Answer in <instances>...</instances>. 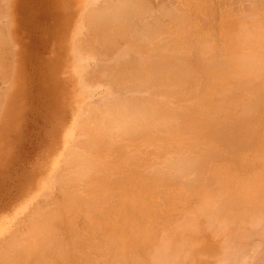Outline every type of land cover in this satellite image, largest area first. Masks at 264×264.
<instances>
[{
    "label": "rangeland",
    "instance_id": "obj_1",
    "mask_svg": "<svg viewBox=\"0 0 264 264\" xmlns=\"http://www.w3.org/2000/svg\"><path fill=\"white\" fill-rule=\"evenodd\" d=\"M105 1H108L110 3L105 2ZM105 1L104 0H91V1L90 0H0V44H1L0 45V240L2 239V237L4 238L3 241L1 240V244L0 245L2 246L4 241L7 240L8 238H10L12 233L16 232V231H14V229H17L19 223H20V225L22 224L24 226V224H26V223L27 224L29 223L28 225H30V223H32L31 221L34 222V220L37 218L36 216H38V213L42 210L41 206H43L44 208L46 207L45 209L44 208L43 209L44 210L47 209L48 211L46 210V212H45V211L42 210L43 212L39 213V214H41L42 217L40 215L39 216H40V218H45L46 217V220H47V217H48L47 215L50 214V212L52 210H53V212H51V213L54 214L55 208L57 206H61L62 203L63 204L65 203V205H66L67 204L66 203L67 200L71 204L76 203L75 200L78 199L77 198V197H79L78 194H79V192H81V194H79V195L84 196L83 197L84 199L81 198V196H80L79 200L81 199V201H82V199H83V201L85 203L86 202H88V203L90 202V203L89 204L87 203L86 206H85V203L80 201V204L81 203L83 204V205L81 204L82 206L79 203H76L77 205L76 204L72 205V206H76V209H77V206H78V208L79 207L82 208V209L79 208L80 209L79 210L80 214L77 211L78 209L76 211H74L75 209L72 210V206H71L70 203H69V205H66L68 207L69 206L71 207V208L70 207L69 208L66 207L67 209L72 210L70 212L66 208L63 209V208L57 207L56 209L58 211L62 210L63 214L61 213V215H64L65 213L67 214L68 212H69L68 214L70 215L69 217H67V216H60L58 214L61 217V219H62V220L59 219L60 217L58 218V220L60 221L59 222V228L62 226L60 228V231L62 232L63 231V225L65 223L66 224H70L71 227H69L67 230L70 232V228L74 229L73 230L74 232H73L72 236H74V234L77 233L75 235V237H76L75 239H78V236H79V238L81 237V239L78 240V241H80L82 244L86 243L88 241V244H89L88 246L91 248L92 252L86 246L87 243L81 245L77 240L74 239V237H73L74 242H71L73 240H71V238H70V240H71L70 241L67 238V237L71 236V235H69L68 231L63 232V233H65L64 234L65 236H61L60 235L62 237V238H60L61 239L60 241H61L62 245H65V243L63 244L62 239H64V238L66 239V240L65 239L64 240L66 242V246L67 247L64 246L65 248H63V252H65V253L64 254L62 253V254H63V256H65V257H63L64 260L68 259V262L66 261L67 264H93L92 262H94L95 264H96V262H98L97 264H104V262H105V264H134V263L135 264H142V261H143V264H145V263H147V264H157V263L158 264H225V263L226 264H264V229H261V227H260L261 224L264 222V218H262V216H261L263 214V211H264L263 210L264 207H262V205L264 204V201H262L263 203H261V200L258 199V198H262L263 195H264V189H262L264 187V179L262 178V177H264V173H263L264 172V170H263L264 169L263 168L264 167V163H263L264 162V156H263V154H264V142H262V141H264V127H263L264 126V106L261 105L262 103L264 105V94H263L264 90H263V92H261V89H264V66H263L264 65V55H263V53H264V0H132V2L133 1L136 2L137 5L139 3L142 4L143 8H142L141 5H139L140 8H139V6L138 7L135 6V5L133 6L131 0H129V3H131V5H129V3L125 0L128 3V5H127L124 2L125 5L130 6V8H131V6L135 7L136 11L138 10V12H139V13L136 14L137 15L136 17H135V14L133 15L136 19L133 18V16L131 18L129 16H131L132 14L128 15L129 11L131 9L127 8L128 13L126 11L125 14L124 13L121 14L124 18L121 17V15H119L120 17H118V19H116V20H118L117 21L118 23H119V20H120V22H122L120 25L118 24L119 26H121V25L123 26L124 24L127 25L126 22L131 24L130 26L127 25L129 27L124 25L125 28L127 27L126 29L124 28L125 33L122 32L123 29H122V26H121L122 34H127L126 32H128V31H129L128 32L129 35L131 33L133 34V35H131L132 38L130 36L129 37L127 36L129 38V41L127 39H125V42H124V40L122 41L120 39H122L123 37H125V38H127V37L125 35L122 37V35L120 34V30H119L120 28H118V29L116 28L115 29L116 26H113L115 24L117 25V23H115V24L113 23V25H110V24H112V22H110V20L108 21L106 19L107 21H105V19L102 18L105 22H102V19H101V24H100L102 26V27L100 26L101 29L108 28L109 30H111V32H114V30L112 31V29H115L116 31H118L117 35L115 37H114V35H109L111 33L108 34V32H109V31H107L108 29L107 30H103V32H102L101 29H98L97 32L100 33V34L103 33L102 35H98L97 32L90 33L93 30L92 29L89 30L88 27H86L85 23H83L86 20L85 19L86 10L90 6H91V8H97V6L99 7L100 4H101V6H104L106 4L109 6V4H110V6H113L114 8L113 7L111 8L110 6H109V8L114 10V9H116L115 7H117V5H120V4H116V2H114L115 0H112V2L109 1V0H105ZM113 2L116 4V6H114ZM118 2H119V0H118ZM120 3H122V2H120ZM136 3H133V4H136ZM97 4H99V5H97ZM111 4H113V5H111ZM107 5H106V7H107ZM141 8L144 11H142ZM135 9L133 8V10H131V11L134 12ZM148 9H150V10H148ZM131 11H130V13H131ZM100 12H102V11H100ZM103 12H102V14L100 13L102 15L101 17H103L104 14L107 15L106 13L103 14ZM171 12H173V13H171ZM134 13H136V12H134ZM140 13L141 14L145 13L146 17H145V15L140 16L139 15ZM167 14H170L171 16L168 15L169 16L168 17V16H166ZM105 15H104V17H105ZM138 15H139L140 19H139ZM147 16H149V17L151 16V17L147 18ZM128 17H129V20H132L131 23L128 20ZM142 17H144V18H142ZM125 18L127 19L126 22H125ZM159 18H161V19H159ZM172 18H175L174 22H173ZM113 21H115V20H113ZM123 21H124V24H123ZM86 22H87V20H86ZM106 22L107 23L110 22V24L107 25ZM164 22L166 24H164ZM140 24H141V26H138ZM147 24H149L148 25L149 28L151 26H152V28L155 27V29L152 31L151 30L152 28L149 29L146 26L147 29H148V32L149 33L154 32V33H152V35H154L153 37H156V38H153V37H151L152 35L151 36L149 35L148 38H149L150 42L147 41V40L145 41V43H144V41L143 42L142 41L139 42V40H138L139 38H136L134 36H136L135 35L136 33H140L139 37L141 36V33L143 35L144 34L143 32L146 30V28H144V25H147ZM87 25H88V23H87ZM142 25H143V29H142ZM159 25H160V27H159ZM179 25L181 27H179ZM136 26H137V28H136ZM95 27L93 29L96 31V29H97V27H99V25H97ZM132 27H134L136 29V33L135 34H134L135 31H133L134 28L130 29ZM139 27H141V28H139ZM150 30H151V32H150ZM155 30H157V32H156L157 36L155 34ZM86 31H87V33H86ZM104 31H107V35H106V33H104ZM141 31H143V32H141ZM145 32H146L145 33L146 36L144 35L145 37L144 36L143 37L146 39L148 33H147V31H145ZM89 33L91 35L92 34H95V35H93L91 37V39H90V36H89L90 34ZM104 34L107 37L105 36V40H103L104 38L101 37V40H103V42L101 41L102 43L101 42L98 43V40L100 39L99 37L103 36ZM115 34H116V32H115ZM87 35L89 36V38L87 37ZM96 35H98V38H99L97 40V45H95L96 44V40H95V43L91 44V45H95L97 47L100 46L99 47L100 49H101V47L103 48V46L105 48L108 47V48L111 49L118 42L116 44V46L114 47V50L113 49H111V50L108 49L106 52H104V50H106L107 48L106 49L103 48L104 50H102V49L101 50L104 53H102V51L99 48H98L99 49L98 50V49H96L97 47L95 48V46L92 47L91 45H89L90 47L88 46L90 48V49H88V47H86L87 45H85L86 37H87L86 40H88V42H89V39L93 40ZM108 35L110 37H108ZM78 37H80V38H78ZM82 37H84V38H82ZM111 37L114 38V39H111ZM118 37H121V38L118 39ZM73 38H75V39H73ZM77 38L80 40V42H81V38H82V41L84 39L85 43L83 42V44H82L83 46L86 47L84 49V52L88 51L87 52L88 54H85L82 51V49L79 47L80 43L77 42L78 43V50L80 51V49H81L82 56L88 55V57H90V58L86 57V59H84V57H83L84 60L82 61V59H81L82 56L79 57L80 59L76 58V56H75L76 59H79V62L77 61L78 63L76 62V59L73 58L74 57L73 56L74 52H73V48L71 49V47L77 46V44L76 45L73 44V42L76 43V41H78ZM130 38L132 39V41L130 40ZM133 38H135V40H138V41L135 42V40H133ZM141 38L142 37H140V39ZM95 39H97V38H95ZM106 39L108 41L107 44H106ZM166 39H168L169 41L172 40L170 42H168V40L165 42V43H168L170 45H167V46L164 45L165 43L162 42V41L166 40ZM175 39H177L176 40L177 43L180 42L179 43L180 45L179 44H178V46L174 45L176 43L174 41ZM114 40H117V42H115L112 45ZM154 40L158 41L157 45H158L159 42H162L161 44L164 47H162V45L161 46L155 45L154 43H156V41H154ZM111 41H113V42L111 43ZM88 42H87V44H89ZM91 42H94V40L91 41ZM138 42H139V44H138ZM146 42H147V45H146ZM126 43H128L129 45L128 44L126 45ZM150 43L152 44V46H151ZM72 44H73V46H72ZM108 44H110V45L107 46ZM131 45L134 48L131 47L132 48L131 49L130 48ZM127 46L129 47L130 50L127 49L128 48ZM147 46H149L151 48L148 47V49L144 50V48L147 47ZM156 47H157V49L159 48V51H151V49L155 50ZM166 47H167V50H164V48L166 49ZM173 47H175V48H173ZM138 48L141 49V50H139ZM122 49H124V50L122 51ZM125 49H127L128 51H131L133 57H134V55H136V54H133V53H136L138 50L140 51V52L138 51L140 54L138 53L134 57V58H136L138 55L140 56V57H137L135 59V61L138 62L137 63L138 66L136 65V69L135 70L133 69L135 67L131 68V66H133V63H131L129 68H127L129 66V64H127V65L124 64V62L126 63V61H127V63L128 62L130 63L132 61L134 62V60H132L131 56L128 57V55H127L128 52ZM78 50L76 49V51H78ZM89 50H91V51H89ZM143 50L146 51V52H143ZM74 51H75V49H74ZM79 51H78V53H81V51L80 52ZM98 51H99V53H98ZM89 52L91 53V55H94L95 57L94 56L92 57ZM100 52H101V54H100ZM110 52L111 53L113 52V53L111 54ZM75 53L78 54L77 52H75ZM83 53H84V55H83ZM149 53H151V54L153 53V54H157V55L154 56V55H150ZM167 53H168V55H167ZM110 54H111V56H110ZM117 54H118V56H117ZM119 54L121 55L122 58H123L122 54L124 55V58L122 60H121V57H120ZM244 54L246 56L245 59H247V60L242 59L240 57V56L243 57ZM142 55H143V57H145V56L146 57L143 58ZM228 55H230V56H228ZM103 56H104V58H103ZM115 56L120 58V61H122V62L124 61L123 62L124 66H121V64L117 65L120 61H118V58H117V59H114L115 61L117 60V62H115L112 59V57L115 58ZM149 56L151 58H152V56L158 58V59L155 58L154 62H156V59L158 60L159 63H160V61H162L161 62L162 64L160 63L159 66L161 65L163 67V63L165 64L164 67H166V68L159 67L160 68L159 71L158 72L156 71V73H158V76L155 75L156 73L154 71L155 70L154 68H156V66L158 68V64H156L157 62L155 63L156 65H154V68H152L153 69L152 71H154V75H152V73H151V77L152 76L157 77L158 79L155 78V80H157V81L159 79H161L158 82L155 81V80L152 81V78H150L148 76L149 74L146 75L147 73H142V72H144L143 68H142L143 66H141V68L139 67L140 61L142 59H143V61H141V65L145 64V62H144L145 59L149 61V59H150ZM224 57L227 58V60ZM140 58H141V60H140ZM147 58H149V59H147ZM124 59H126V60H124ZM152 59H154V58H152ZM152 59H150V61ZM164 59H165V61H164ZM220 59L221 60L225 59L226 61H222V65H221ZM257 59L258 60L260 59V61L257 62L259 65L254 67L251 64L256 63L255 61H257ZM106 60L107 61L111 60L110 61L111 63H113V61H114L115 63H117L116 64L117 67L120 66V68H123V70L125 69L127 71L128 79H129L130 82L133 83V82L136 81L135 79H137V85L139 86V88L137 87L138 88L137 91L140 93V95H138V93H137L136 97H140L142 100H145L147 102L146 104H144L145 101L143 102L142 100H140V102L142 101L141 104L143 103L145 105V108L143 107L144 111H143L142 115H144V113H146V115H149V114L155 112L154 116L156 117V118H154V116H153V119H156L155 120L156 122L153 121L149 116L145 117V119L142 120L145 123L148 122V124H147L148 129L146 131L144 130L143 131L144 133L142 131H140L139 133H136V134L134 133L135 136H132V135H134L133 133H129V134H131V135H129V134L124 132L125 134L128 135L127 137L129 138V140L127 138L124 139V136H126L124 134H123L124 136L122 138L121 136L120 137L118 136L120 134L119 132H118L119 134H117V136L114 133H112L113 136L115 135L116 137H119V139H118V138H116L114 136L115 137V138L113 137L114 139H118V141L120 140L119 141L120 143H117L116 142L117 140L116 141L109 140L110 142L112 141L111 143L107 140L108 144L112 145V143L113 144L116 143L115 146H118V149H116V151H114V149L117 148V147H115L114 145H113L114 147L111 146L112 148L107 146L109 148V151H114L113 152L114 154H112V152L110 154L109 151H106L107 149L104 150L103 149L104 148V144L99 142L98 137L95 136V135H97L96 133H97V130L99 128H101V130L104 131L103 128L100 126L102 124L101 120L98 121L99 117L95 116V118H97V120L96 119L92 120V117H90V116L88 117L87 116V113H89L90 112L89 110H91V109H89L88 110L89 112L87 111V109L89 108V105H90V103L87 104V102L91 101L92 97H93L92 101L95 100L96 98L98 99V96L99 97L101 96V98L105 100V98H107V97L103 98L105 96V94L108 95V93H111V92H109V89H111L110 86H109L110 88L108 87L109 84L105 85L103 83L104 81L107 80L106 77H105L106 80H104V78H103L104 76L103 75L108 77L109 74L112 75L111 74V70L112 69L115 70V74H116L117 70L114 69V67H113L115 65V63H113L114 64L113 65L111 63H108ZM239 60L243 62L242 63L243 66H242V64H241V62ZM85 61H87V62H85ZM150 61H149V63H150ZM172 61H173V63H172ZM245 61H247V64L245 63L246 65H248V63H249V65H251L250 68L247 67L244 64ZM94 62L96 63L97 66L95 64H93ZM99 62H100V66L101 65L103 66L104 63H106L107 65H110V66H106V64L104 66H106V68L107 67H111V69H107L108 71L104 69L105 72L107 71V73L104 74V72H103V68L104 67H101L99 69V67H100L98 65ZM122 62H120V63H122ZM152 62H153V60H152ZM80 63H82V65ZM218 63H219V65H218ZM229 63H231L232 65L229 64ZM90 64L94 65V67L96 68V69L95 68L93 69V70H95V72L92 70L93 67H90V66H92ZM223 64H225L224 65L225 67L223 66ZM88 65H90V66H88ZM151 65H152V63H151ZM228 65H230V66H228ZM244 65H245V67H244ZM222 66H223L225 71L222 70L223 69V68H221ZM259 66L261 68H259ZM138 67L141 69L140 71H139V69L137 70ZM151 67H153V66H151ZM252 68L255 71L252 70ZM84 69H86L87 71H88V69H90V70L93 71L94 74L95 73L97 74L98 71L99 72L100 71L103 72V74L99 73V74H101V76H103L102 77L103 80H101V81L99 80V84L101 83L100 84L101 87L98 86L99 88L97 89V88H95L96 86L95 87L93 86L94 88L92 89V88H90V85H89V88H90V90H89V88H87L88 86L86 87L84 85L83 81H81L84 86H82V88H79L81 83L79 82L80 85L78 84V81H79L78 80L79 79L78 75H80V73H82L84 71ZM131 69L134 70V71L137 70L139 72L142 71L141 72L142 74H140L141 75L140 78H142V77L145 78L146 77V78H150L151 79L150 81H149V79L148 80L145 79V80L148 81V82H146V81L144 82V83H148V85H146L147 87L146 86L143 87L144 85L140 86L138 84V82L140 80V79L138 80V76H140V75H136V73L133 72V74L135 73V76H137L136 78H134L135 76H133V74L130 72ZM164 69L165 70L167 69V72H168L167 75H165L166 72H160V70L164 71ZM226 69L229 72L227 71V73H226ZM90 70L88 72H90ZM109 70H110V72H109ZM257 70H258V72H257ZM87 71L85 72V73H87V75H84V76H88L90 74V73L88 74ZM92 71H91V73H92ZM221 71H223V74H222ZM112 72L114 73V71H112ZM106 74H108V75H106ZM143 74H144L145 77L143 76ZM227 74H229V75H227ZM170 75H172L171 79L170 78L169 79L168 78L165 79V77H167V76L170 77ZM99 76L100 75H98V78L101 77V76L100 77ZM84 78L85 77H83V79ZM143 78H142V81H144ZM163 78H164V81L162 80ZM85 79H87V78H85ZM184 79L186 81H184ZM208 79L210 80L209 82H207ZM81 80H82V78H81ZM91 80L92 79H90V81ZM165 80H166V82H168L167 84L163 83V82H165ZM199 80H200V82H199ZM87 81H86V83H87ZM96 81H98V80H96ZM196 81L198 82L196 84L197 87L194 84V82L196 83ZM201 81H202V83H201ZM189 82H190V84H188ZM191 82H193V86L194 87L191 85L192 84ZM106 83H108V81H106ZM89 84L94 85V84H96V82H94V84H93V82L89 83ZM201 84H202V86L203 85L204 86L206 85V86L205 87L203 86L204 87L203 88L201 86ZM102 85L103 86L104 85L107 86L108 89L107 88L104 89L105 86L103 87ZM187 86H189V87H187ZM255 86H258L259 88L255 87ZM140 87L142 89L141 92L139 91ZM154 87H155V89L164 87V90L162 88H161L162 91L157 89L155 91L156 93L154 94V92L152 91V90H154ZM201 87H202V89H201ZM85 88H87V90H85ZM81 89H84V90H81ZM170 89H171V94L168 93V91L170 92ZM177 89L179 90L178 91L179 93H177ZM187 89L189 91H191L192 94H193V92H195V93L193 95L191 93L189 94L188 93L189 91ZM253 89H258V91L263 94V98H262L263 101H261V99L259 100V97L257 98L256 95H258L259 92L256 93V90L254 91ZM102 90L103 91L106 90L105 93H102L103 92ZM180 90H181L182 93L180 92ZM90 91H92V92H90ZM110 91H112V90H110ZM134 91H136V89ZM158 91L162 92L163 94H161L160 92H159V94H157ZM172 91H173V93H172ZM196 91H197V93H196ZM199 91L202 92V93H200ZM112 92H113L112 95L116 93V91L114 92V89H113ZM211 92H212V94H211ZM216 92L218 94H220V95H218ZM92 93L94 95H91ZM123 93H125V92H123ZM130 93H133V92H130ZM207 93H210V94H207ZM79 94H82V95H79ZM103 94H104V96H103ZM110 95L111 94H109V97H110ZM180 95H182V97ZM196 95H198V97H196ZM201 95H203V96L208 95V96L203 97V100H202L201 99L202 98ZM246 95H247V97H246ZM251 95H253V96L250 97ZM209 96L211 97V99L207 98ZM260 96H261V94H260ZM177 97H179V98H177ZM254 97H256V98H254ZM84 98H86V99H84ZM175 98H177V99L175 100ZM253 98L255 99V101L254 100L250 101V99H253ZM206 99H207V104H206ZM257 99H258V101H257ZM84 100H86V102H85V104H87L86 106H84L85 104H83ZM191 100H192V102L195 100V102L192 103ZM96 101H93V103H92L93 106L97 103L98 104L97 106L100 107V105L101 104L103 105V103H104L102 101L100 102L99 100H96ZM98 101H99V103H98ZM200 101H201V103H200ZM240 101H241V103H240ZM244 101H245V104H249V102H251L250 105L253 106L252 107L253 109L250 110L251 114L249 113L250 112L249 109L248 110H247V108L246 109H242L243 106H245V105H243ZM196 102L202 104V106L204 104V106L202 107V109L205 110V111L203 110L204 113L201 112L202 109L199 106L200 104H198ZM254 102L255 103L258 102V104L261 105V106H258V104L255 105ZM92 104L90 105V107H92ZM170 105H172V106H170ZM191 105H194L197 108L194 107V106L191 107ZM206 105L207 106L209 105L211 107V109H210V107H206ZM250 105L249 106L247 105V107L248 108L250 107V109H251ZM198 106H199V108H198ZM232 106H234V107H232ZM80 107L83 108L84 111ZM100 108H99V110H100ZM193 108H194V110H193ZM165 109L167 110V112H166ZM215 109H216V111H215ZM223 109H224V111H223ZM254 109H256V110H254ZM159 110L161 111V113L159 112ZM231 110H234V111H231ZM240 110H243V111L240 112ZM245 110L249 111L248 112L249 115L243 113V112L247 113V111H245ZM80 111H81V113L77 114V112H80ZM86 111H87V113H86ZM199 111H200V113H199ZM222 111H223V115H222ZM157 112H158V114H157ZM214 112H215V114H214ZM218 112H220V114ZM238 112H240V113H238ZM206 113H208V115H206ZM209 113L211 114L210 118H209ZM189 114H191V116ZM201 114H204V116L201 115ZM212 114H214V115H212ZM243 114H244L245 117H243ZM76 115L78 116V118L79 117L82 118V116H83L84 118L81 119V120H83V122L80 119H77ZM141 116H140V118H141ZM186 116H189L188 119H190V120H188ZM256 116H257L258 121H256L257 119H255ZM193 117H195V118H197L199 120L196 119L194 121L195 118H193ZM206 117H208V118H206ZM219 117H220V119H219ZM249 117H250V119H249ZM75 118L79 121V123H76L77 120ZM88 118H90L91 121H89ZM142 118H144V117H142ZM147 118H148V120H147ZM203 118L206 119V120H204ZM245 118H246V120H245ZM259 118H261V119H259ZM158 119H159V121H158ZM192 119H193V121H192ZM139 120H141V119H139ZM225 120H226V122L228 121L227 124H226ZM92 121H94V123H92ZM95 121L96 122L98 121V123L100 122V125H97L99 127L96 126L97 127L96 130H94V127H93L96 124ZM142 121H141L142 124H139V126L143 125V124L146 125ZM160 121H161V123H159ZM186 121H188V122H186ZM239 121L241 122V124H240ZM244 121H245V123H244ZM81 122H82L81 126L78 127ZM85 122L87 124H85ZM157 122L159 123L158 125H160V124L161 125L160 126L156 125ZM257 122H258V124H256ZM136 123L138 125V121ZM152 123H154V124H152ZM247 123H249L250 126H247ZM132 124L135 125L134 127L137 126L134 122ZM149 124L151 125V127H149ZM242 124L245 125V126H243ZM86 125H88V126H86ZM144 125H143V129L144 128L146 129L147 127H145ZM153 125H155L154 127H155L157 133L155 132L154 127H152ZM162 125H163V127L161 128ZM198 125H199L200 128L198 127ZM237 125L239 127H237ZM255 125L258 127V129L261 128V127L263 129L256 130L257 128H256ZM89 126H90V128H89ZM185 126H188V127H185ZM233 126H234V128H233ZM194 127H196V129ZM254 127H255V129H253ZM136 128H138V127H136ZM223 128H225V129H223ZM228 128H229V130H228ZM243 128H245V129H243ZM246 128H248L249 130L246 129ZM140 129H142V128H139V130ZM189 129H190V131H189ZM209 129H211V131H209ZM185 130H187V131H185ZM201 130H202V132H201ZM237 130H239V131H237ZM245 131H247V132H245ZM260 131H262V132H260ZM93 132H94L95 135L94 134H90V133H93ZM162 132H163V134H162ZM196 132L197 133L199 132V133L197 134ZM211 132H213V133L211 134ZM254 132H256V133H254ZM165 133H169V134H165ZM246 133H247V135H246ZM250 133H251V135H250ZM147 134H148V136H146ZM150 134H152V135H150ZM241 134H243V136ZM256 134H258L259 136L256 135ZM90 135H92V138H90ZM120 135H122V133ZM142 135H143V137H142ZM129 136H131L134 140L136 139L135 142L137 141V137H138V140H140V142H141V143L139 142L140 145H143V143H144L143 147L138 145L137 143H134V140L131 137H129ZM149 136H150L151 139L149 138ZM157 136H160V137H157ZM211 136H213V137H211ZM229 136H230V138H229ZM83 137L84 138L87 137L88 139L83 140L84 141L83 142L82 141ZM96 138H97L98 141H96ZM142 138H143V140H142ZM204 138H206V139H204ZM153 139H154V142H152ZM193 139H196V140L193 141ZM87 140L88 141L90 140L91 144L93 143L96 148H97V144L100 145V143H101L100 146H101V148L103 146V148L98 150L100 152V154H101L100 157H99V155H100L99 152L96 153V157L95 158L93 157L95 155V153L94 154L91 153L93 151L97 152V149L100 148V147H98L97 149L92 147L93 149L90 148L91 149L90 150L89 147H86L87 144H86V146H83L85 141H87ZM93 140H94V142H93ZM200 140H201V142H199ZM206 140H207V142H206ZM145 142H147L146 146H145ZM163 142L165 144H168V145H164ZM197 142H199V147L195 146V144ZM203 142H205V144ZM79 143H81V144H79ZM151 143L152 144L153 143L154 144L155 143H158V144L162 143L161 144L162 146L160 147V145H158V144H157L158 146L156 144L152 145ZM207 143H208V145H206ZM72 144L74 146H72ZM93 144H92V146H93ZM127 144H130V145H127ZM246 144H247V146H246ZM67 145H69V146L71 145L72 147H74V149L76 148V150H77L76 152H78L79 155L81 153L80 151H82V150L84 151L85 150L86 152L84 151L85 153L82 154V156L87 154V158L88 159L85 158L86 156L85 157L83 156L86 159V161L87 160L88 161L91 160V159H89L91 157V155L93 157L94 164H95V162L97 160H99V161L96 162L97 165L95 164L96 165L95 167L97 168V166H98V168H100V169H98L100 173H102L104 170L107 169L108 171H104L103 173H105V172L107 173L108 179L105 176V174H106L105 173V174H103L104 178L106 179L105 181H104L103 177L101 178L102 182L100 181L101 179L99 177L102 176V174H99L100 176L97 175L98 177L95 176V180H94L93 179L94 175H96L94 173H95V170L97 172V169L96 168H94L95 170L92 169L94 167V166L91 167L93 163H91V165L88 164L92 160L90 162L87 161L86 162L87 163L86 166L84 165L85 162L82 164L81 160H80L79 162L82 164V166L84 165L83 168L86 167V169H87L89 167L88 165H90L91 169L94 170L93 173L91 171V173H92L91 175H90V171L89 172L87 171L89 168L87 170L84 169L85 170L84 171L85 174H83L84 172L82 171L83 172L82 173L83 176H85L84 178L88 177L89 180L88 179L86 180V179H83V178L80 179V178L77 177V174H76L77 178H75L73 176L75 174H72V176L75 178V179L73 178L74 181L77 180V179L79 180V183L77 184V185H79L78 187H76L77 185L75 183H74L75 186H73L74 184L68 183L69 181L66 182L65 184L62 183V180L64 179V177L63 176L62 177L61 176L60 177H56V176H58L57 174H62V173L64 174L65 173V177H66L68 175L67 173L71 174L73 172L72 171V167H74V166H72V165H74V163L70 164L69 157L71 158V155L76 153V152L72 151L73 148L71 149V146L68 147ZM81 145H82L83 149H82ZM119 145H123V146H120V148H119ZM181 145H184L185 147L184 146L182 147ZM196 145H198V143ZM237 145H238V147H237ZM139 146H140V148H137ZM154 146L160 147L159 150H157V151L155 150L154 151V148L158 149V148H156ZM163 146H165L166 151H165V148ZM65 147L66 148L68 147L66 150L69 149L68 150L69 153H70V150H71L72 153L67 155L66 154L67 151H65ZM85 147H86V149H85ZM123 147L125 149H123ZM130 147L131 148L133 147L134 150H133V148L131 149ZM146 147H147V150H146ZM180 147H181V149L184 148V152L185 153L180 149ZM186 147H188V149ZM110 148H111V150H110ZM128 148L131 149V150H128ZM119 149L121 150L120 152L122 154L118 153ZM141 149H142L143 153L141 152ZM162 149H163V152H162ZM174 149H175V151H174ZM137 150L140 151V152H138V153L134 152V151H137ZM145 150H146V152H145ZM189 150H190V152L188 153ZM205 150H207V151H205ZM83 151H82V153H83ZM87 151L90 154H88ZM103 151H106V152H103ZM217 151H219V152H217ZM256 151L258 152V154L260 156H256L257 155ZM115 152H117V155H116ZM147 152H149L150 154L147 153ZM156 152H157L158 155L156 154ZM173 152H175V153H173ZM202 152L204 153V155H203ZM246 152L248 154H246ZM251 152H252V154H251ZM260 152H261V154L263 152V154L261 155ZM144 153L147 154V155L149 154V155L148 156L144 155ZM153 153H155V155ZM172 153H173V155H171ZM128 154H130L131 156H129ZM179 154H181V155H179ZM183 154H184V156H183ZM217 154H219V155H217ZM236 154L239 157H235V156H237ZM240 154L244 155L246 157L242 156L243 159H241L240 158L241 157ZM65 155H67V156H65ZM113 155H114V157L116 155L117 156L116 158H118V160L120 158L119 156H121V155L124 156V157H121L120 158L121 160L119 161V163L120 162L123 163L122 164L123 167L118 165L119 164L118 162H116V163L114 162L115 164H117V169H115V170L116 171L118 169H119V171L127 170L125 172L129 171L130 174L129 173H125L124 174V172L121 171L123 173V175H121V176L119 175V177H118L119 172L117 171L118 174L115 173V170H114L115 166H114V163H112L113 160L112 161L109 160L110 162L108 161V159H114ZM135 155H137V156H139V155L143 156L144 155V156L142 158L141 157L139 158V157H137ZM150 155H151L152 158L150 157ZM168 155H169L168 161L170 160V157H171L172 160L175 159L176 161H178V157L181 159V160L179 159V161H178L180 164L177 165V168H180L179 166L182 163L181 162L182 159H183V162L185 160L190 162V163L186 164V161H185L184 165L185 164L186 165H188V164L191 165V160H193L195 162V165H194V162L192 161V163H193L192 165L194 167L190 166L191 168H189V165L188 166H186V165L184 166L183 165L181 167H183V169H185V168L186 169L183 170V171L182 170L178 171L176 166L173 165L175 163V161H174L173 164H171L173 162L172 160H170V163H168V161H166L167 160L166 158L168 157ZM194 155H198V156H194ZM108 156H109V158H108ZM146 156L149 157V158H147ZM172 156L174 158H172ZM65 157L67 158V160H66ZM80 157H79V159H80ZM98 157H99V159H97ZM111 157H113V158H111ZM193 157H195V160H194ZM257 157L260 160H258ZM116 158H115V160H117ZM123 158H125V159H123ZM126 158L128 159V161H130V160L131 161L128 162ZM132 158L134 159V161H133ZM135 158H137V159H135ZM138 158H139L140 161L138 160ZM155 158H156V161H157L156 166H158V164L160 165L161 169H159V170H160L161 173H163L162 175L159 174L160 172L157 169V168H159V166L157 168H154L153 171L150 168L153 165H155L156 161L153 160ZM213 158H214V160H213ZM237 158H238V160H242V161L237 162L238 161ZM246 158H247V160H246ZM262 158H263V160H262ZM144 159H145V161H144ZM148 159L149 160L151 159L150 160L151 162ZM157 159H159V160H157ZM160 159H162V161ZM164 159H166L165 161L167 162V163L165 162L166 163V167L169 164H171V167L173 166V168H171L170 165H169V169H168L169 171L166 170V167H164L165 166L164 163H163V166L161 167V162H164ZM250 159H253V161H251ZM122 160L123 161L126 160V162H122ZM135 160L137 162L139 161V163H136ZM243 160H245V161H243ZM256 160H258V161H256ZM146 161L148 163H146ZM217 161H219V162L217 163ZM75 162H77V161H75ZM140 162L141 163L144 162V163H142V166L144 168L141 166ZM208 162H209V164H208ZM213 162L217 163L218 165L217 164L214 165ZM124 163H128V165L126 164L127 167H124V165H125ZM133 163H135V164H133ZM150 163H152L153 165L151 164L152 165L151 166ZM235 163H237V164H235ZM81 164H80V167H81ZM105 164L110 165L113 168L112 167L110 168V166H106ZM143 164H145V166ZM176 164H177V162H176ZM247 164H248V166H247ZM75 166H76V164H75ZM77 166H79V165L77 164ZM128 166H129V169H128ZM131 166H133V167L135 166V167L133 168ZM205 166H206V168H205ZM258 166H259V168H258ZM261 166H263V167H261ZM56 167H57V170L59 169L57 173L55 172L56 171ZM80 167H79L78 170H80ZM106 167H108V168H106ZM232 167L234 169H232ZM240 167H241V169H239ZM121 168H127V169L123 170ZM149 168H150V171H149ZM162 168H163V170H162ZM192 168H193V170L195 169L196 171L194 170L192 172ZM224 168H225L226 171L224 170ZM73 169H74V171H76L75 168H73ZM109 169H111V170H109ZM136 169H138V170H136ZM172 169L176 170V172H179L178 174H180V172L182 171L181 173H183V174H180L182 176L176 174V172H175V175L173 174L174 178H172V175H167V174H171V173H169L170 170L172 171V173H174V170H172ZM188 169H189V171L187 172ZM199 169H200V171H199ZM214 169L218 170V171L216 170L217 171L216 173H218V174H216V173L212 174ZM228 169H229V172H227ZM250 169H251V171H252V169H255V170L252 171V174H251ZM256 169H258V171H256ZM78 170H77V172H78ZM133 170H135V172H136L135 174L136 175L132 174ZM139 170H140V172H139ZM154 170H155V174H154ZM156 170H158V173H157ZM164 170H166V172L167 171L168 172L166 173ZM209 170H211V171L213 170L212 173ZM110 171L111 172L113 171L112 173H114V174L113 175L110 174L111 173ZM219 171H220V173H219ZM248 171H249L250 174L247 173ZM51 172H52V174H51ZM77 172H75V173H77ZM86 172H88L89 174H87ZM121 172H120V174H121ZM146 172H148V173L151 172V173L147 175ZM206 172L208 173V175H207ZM253 172H258L259 174L261 173L260 175H262V177L259 174L257 175V173H255L256 174L255 176H259V178L262 180V181L261 180H259V181L262 182V183H260L258 181V177H256L257 181L254 180L255 178H253L254 177L253 176V174H254ZM165 173H166V177H165ZM184 173H186V174H184ZM188 173L193 174V175H191V178L189 177L190 174H188ZM221 173L222 174L223 173H227V177L228 178L226 177L225 174L222 175ZM231 173H232V176H235L233 174H236V176H238V177H236V178L235 177H231ZM246 173H247V175H245ZM127 174H128V176L126 177L125 175H127ZM158 174L160 175V177H158L159 176ZM196 174H198V175H196ZM88 175H90V176H88ZM155 175L156 176L158 175L157 178H156ZM177 175L179 176L178 179H177V177H178ZM187 175H189V176L187 177ZM213 175L216 176V178ZM217 175L219 176V180L221 181V183L223 185L220 184L219 180L217 182L216 181L213 182V180H214L213 178H215V180H217V177H218ZM250 175L252 176V179L254 181L250 178L251 177ZM78 176H79V174H78ZM122 176L125 179H122L121 178ZM138 176L139 177L146 176V178H148V180L151 179L153 176H155V177H153V181L155 180V182H156V180L157 181L160 180L161 182H156V184L158 186L157 187L155 185V182H154V184H152L153 181H148L147 182L146 178H144V177L143 178H138ZM149 176H151V177H149ZM247 176H249V177L247 178ZM69 177H71V175L68 176V178ZM79 177H81V174H80ZM109 177L111 178V180L109 179ZM114 177H115V179H114ZM132 177H133L134 181H132V179L130 180V178H132ZM181 177H185V178L187 177L186 178L187 180L185 181V178L184 179L183 178L180 179ZM209 177H211V178H209ZM220 177H222V178H220ZM223 177L225 179L227 178L226 179L227 181H230L229 178H233V179L235 178V180H233V181H237L238 180L237 182H239V180H240V183L238 185L242 186V187L247 185L249 187H247V186L246 187H247V189L249 188V190H251V188L253 189L252 186L254 184V191L251 190V192H253V193H255V189H256L255 187H257L260 184V186L257 187V189L258 188L260 189L261 186L262 187H261L260 190L259 189L257 190V193L259 194L258 191L261 192V190H262V192L260 194L261 197H258L257 193H255V195L251 196L250 195L251 192H249V196L246 193L247 197L245 198L244 196H246V195L242 192L243 191V189H241L242 187L238 188L239 186L238 187L236 186V188L240 189L239 191H241V192L235 191L236 193L239 194V196L235 192H234V194L232 193L233 190H236V189H233L232 192L228 193L229 188L232 187L233 185L232 184L228 185L227 184L228 182L225 179H224V181L222 180ZM241 177H242V179H244L246 177L247 179L250 178L251 180L250 179L247 180L249 182L246 181L245 183H247V184L244 185L243 182H241V180H242ZM71 178H69V179H71ZM117 178L118 179L120 178V180H118ZM136 178L138 180L137 182L135 181ZM116 179L118 180V182H117ZM179 179H180V181H182V183H180ZM209 179L212 182H210ZM51 180H52V182H51ZM73 180L72 181L70 180V181L73 183ZM81 180L83 182L85 180L86 181L83 184V182L80 183ZM109 180L112 181V184L109 182ZM126 180H130V181H126ZM162 180H164V181H162ZM207 180H208V182H205ZM244 180H246V179H244ZM244 180H242V181H244ZM60 181L63 184V186H61ZM119 181L123 182V183H120ZM125 181H126V183H125ZM183 181H185V182H183ZM195 181L196 182L198 181V182L195 183ZM251 181H253L254 183H252ZM77 182L78 181H76V183ZM105 182L106 183L107 182L110 183V185H106V188L104 189V190H106L105 191L106 193L104 192V190H101L102 188H104L103 185L105 184ZM145 182H147L148 184L145 183ZM163 182H166V184L163 183ZM230 182H232V179H231ZM96 183H97V185L99 183H101V184H99V187L94 186L93 188H91L92 184H96ZM129 183H130V185H129ZM172 183L175 184V186L176 185L177 186L175 187L173 185V187H169ZM186 183H188V184H186ZM224 183H226L230 187L228 188V186L226 184H224ZM241 183H242V185H241ZM248 183H250V184L252 183V185L250 186V184L248 185ZM70 184L72 186H70ZM121 184H124V185H121ZM146 184L148 185V187L146 186ZM181 184H182V189L180 188L181 189L180 190V189H178V187L181 186ZM195 184H198V185H195ZM205 184H206V187H205ZM233 184H234V182H233ZM235 184H234V186H235ZM111 185H113V186L115 185L116 188L115 187H111ZM116 185H118V186H116ZM186 185L188 187H190V188H192L193 186L194 187H198L199 185H201V187H198V188L200 189V191H202L203 190L202 188L205 187V189L202 191L204 193V195L208 196V194L210 192H213V195H215V194L216 195L213 196L212 193H210L209 196L206 198L203 195V193H201L199 191V189H198V192H194L195 190L191 189L194 192V196L197 195L196 197H199L200 195H202V197L200 196L197 199L198 200L197 201L195 199L196 197L192 196V194H193V193H191L192 191L191 192L190 191H186V190H188V188H186L187 187ZM190 185H192V187ZM219 185H220V187H219ZM88 186H89V188H91V190L95 189V188H96V190H94V191H92V193H90L91 190L87 188ZM129 186H133L134 188L133 187H129ZM151 186L153 188H151ZM167 186L169 188H171V191H173V192H171V191L167 192L168 195L166 194V189H168ZM215 186L217 187L218 190L221 189V190L224 191V193H223V191H218L217 190V192L222 193L221 196H220V194L218 196L217 192L215 193V191H216V189H215L216 187ZM223 186H227L225 188V190H224ZM81 187H82V190H81ZM155 187H156V189H154ZM162 187H164V188L162 189ZM73 188L77 189V190H80L79 192H77L78 194L76 193V190H74L75 193L77 194V197L74 196L75 195L74 191H72ZM148 188H150L152 191L150 189H148ZM97 189H98V192H95V191H97ZM99 189H100V191H99ZM175 189L176 190L177 189L180 190V193H181V191L184 190L183 191L184 193L182 192L183 194H185V192L186 193L188 192L187 195H188L189 199L186 198V194L184 196H182L183 194H180L182 197L178 196L179 192L177 191L178 192L177 193L175 191ZM207 189H209V191ZM214 189H215V191H214ZM63 190H65V191L68 190L66 192L72 194L71 196L72 197L74 196L76 199H74V197L72 198L68 193L66 195L63 192H60V191H63ZM129 190H131V191H129ZM132 190H134V191H132ZM146 190L147 191L150 190V191L147 192ZM121 191L124 192L125 194L122 193ZM126 191L128 192V194L130 192L132 194H134L133 192H136L135 193L136 195H132L131 193L129 194V195H132L134 200H133L132 197H131L132 199H130V196L127 194ZM174 191H175V193H174ZM100 192H102L103 195H101L102 193L99 194ZM117 192H119L120 194L117 193ZM144 192L146 193L145 194L146 197H144L145 196ZM206 192H209V193L207 194ZM96 193H98V194H96ZM109 193H110V196H109ZM121 193L124 194V196L121 195ZM169 193L171 194V196L169 197L170 200H169L168 197H166V196L170 195ZM198 193H200V194L198 195ZM225 193L226 194L228 193V195H224ZM242 193H243L244 196L240 197V194L242 196ZM253 193H251V194H253ZM47 194L48 195L50 194L49 198H48ZM60 194L61 195L63 194L64 196H61ZM106 194H108V196ZM137 194H140V196L138 195V197H137ZM176 194H178L177 195L178 199L176 198ZM189 194L191 195V197L193 199L191 197H189L190 196ZM235 194H236V197L238 196V197H240L242 199L244 198L245 200H241L238 197H237L238 198V200H237V198L235 197ZM55 195H56V197H55ZM68 195L70 196V198H68L69 197ZM94 195L95 196L99 195L100 199H98L99 196L95 197ZM111 195L113 197L115 196L118 199H115V197L114 198L111 197ZM118 195H119V197H118ZM233 195H234L236 200L234 199V197H232ZM101 196L104 197V198H101ZM105 196L107 197V200L105 199ZM127 196L129 198H127ZM172 196H173V198L175 197L176 200L175 199L173 200ZM203 196L205 197V199H204ZM63 197H65V199H63ZM122 197H123V199H122ZM140 197H142L144 199L143 200L141 199L142 201H140L139 200ZM184 197L186 198V200L184 199ZM212 197H213V199L215 197H217V198H215V200H213ZM250 197H254L255 199L258 197L257 198L258 200L256 199V201H257L256 202L254 200V198L252 200L250 199L249 201H250L251 206H250V204L247 206L246 205V199H249ZM92 198H94V200ZM109 198H110V200L111 199L112 200L111 201L108 200ZM190 198H191L192 201L190 200ZM200 198H202V199H200ZM208 198L211 199V201L215 204V206L213 205V207H210V209L212 211V215L214 214V216H215L216 212H221L223 210V209L221 210L222 205L224 207L227 205L226 209L228 207H229V209L231 208L230 212H228L229 209H227L226 212H224L225 211V209H224L223 212L219 213V215H217L218 213L216 214L218 217H220V216L222 217V213H223L224 216L227 217L226 220H225V218L222 219L223 222H225V223H223L221 218L219 219L217 216H215V217H217L216 219L217 220L218 219L221 220V222L218 223V224L213 222V221L217 222L216 219L215 220L214 219L213 220H208V217L206 216V213L208 215H210V213H211V211L209 212V207H208V206H210V204L206 206V207H208V211H206L207 208L206 209L202 208L203 207V203L201 205V208L205 209L206 213H204L205 212L204 210H202V212H199V211L195 212L196 208H195V210L192 209V207L194 208L195 205L198 204V203L200 204L201 202L205 201L206 202L205 204H207V201H208L207 199ZM222 198H224V199H222ZM225 198H226V201H225ZM227 198L228 199L230 198V199L227 200ZM232 198H233V200H232ZM72 199H74V202L70 201ZM85 199H87V200L85 201ZM90 199H92L91 201L93 203L95 202L94 203L95 205L90 201ZM199 199H200V201H199ZM220 199H222L221 202H219ZM54 200H56V201L57 200H61V202L57 201V203L60 202L59 203L60 205H57V203H55L56 201H54ZM79 200H77V202ZM97 200H98V203L103 204V205H101L102 207L100 206V210L101 211L98 208L100 204L98 205ZM99 200L101 202H102V200H105V202H107V203L106 204H104L105 202L101 203ZM120 200H122V201H120ZM195 200H196L197 203L195 202ZM201 200H203V201H201ZM217 200H218V202L220 204H222L221 206H220L219 203H217ZM223 200H224V202H223ZM259 200H260V202H259ZM263 200H264V197H263ZM128 201H132L133 203L132 202H128ZM137 201H138V203H137ZM169 201L170 202L172 201L173 203L172 202L170 203ZM179 201H182V202H179ZM214 201L217 203V205L219 206V210H221V211H219L218 209H217V211L215 210V207H217V205H216V203ZM233 201H235V202H233ZM252 201L256 202V205H258L257 206V210L259 209L260 212L262 211L261 213L258 212V213H260V217L255 214L256 213V209H255L256 207H255V205H254V203ZM109 202L112 203L111 205L113 207L110 204H108ZM135 202L138 205L135 204L134 208H133L132 204H134ZM142 202H144L143 205H141ZM158 202H159V204H158ZM230 202H232V205H231ZM194 203H196V204L194 205ZM237 203L240 204V206L242 205L243 208L246 206V208L248 207V208H251L253 210L252 211L251 209H249L252 212L250 215L251 216H255V217L257 216V218H258V220H256L257 223L255 222L256 226L259 223V227L260 228L257 227V228H259L258 231L256 230L257 229L256 226H255V229L253 227L252 230H251V227L249 225V224L252 223L253 219H255V218L254 217L253 218L252 217L248 218L247 217L248 215L245 214V216L247 217L246 218V217H244V214L242 215L243 212L246 213L248 211V213H249L250 212L249 210L245 209V211H243V212L240 211L241 215L243 216V217L241 216V218H239V216H240L239 212L235 213L236 212L235 211L234 212L235 214L233 213L234 209H236V208L238 209L239 205H236ZM252 203H253V206H252ZM257 203H261V206H259L260 204H257ZM51 204H53V205L51 206ZM171 204H173L174 207ZM190 204H192V205H190ZM224 204H226V205H224ZM65 205L63 207H65ZM125 206H126L127 209H125ZM142 206H144V207H142ZM37 207H40V208H37ZM52 207H54V208L52 209ZM110 207L113 208V211H114L113 213H112V210H111L110 213H108L110 211V209H112ZM153 207H154V209H153ZM190 207H191L192 211L190 210ZM241 207H239L240 208L239 210H243V209H241ZM97 208H98L99 211L97 210ZM106 208L109 209V211H107ZM118 208H119V210H118ZM170 208L173 210V212H172V210ZM185 208L186 209L188 208V209L186 210ZM212 208H214V209L212 210ZM39 209H40V211H39ZM59 209H61V210H59ZM160 209H161V211H160ZM49 210H50V212H49ZM92 210H94V211H92ZM103 210H105L104 214L108 213L107 214V216H108L107 219H106L105 215H103ZM120 210H122V211H120ZM184 210H185V212L188 211L189 213H192L191 216L194 215L192 217V219L195 217V218H197V220L195 221V218H194L193 221H191L192 219H190V214L186 212L187 214H189V217H188V215L185 214ZM197 210H199V209H197ZM254 210H255V213H254ZM119 211L121 213H119ZM214 211H216V212H214ZM231 211L234 214V218H235V215H237V216L239 215L238 218H239L240 222L242 221V219H244V221L245 220L246 221L245 222L243 221V223L240 224V222L238 221L237 216H236V218L235 219L233 218V219L234 220L237 219V221L233 223L234 220L232 219V217H233L232 215L233 214H231ZM30 212H31L32 216L30 215ZM44 212H45V214H44ZM73 212L74 213L76 212V213L73 214ZM91 212H94L95 214H93ZM46 213H48V214H46ZM83 213H85L87 217L86 216L84 217L85 214H83ZM96 213L97 214L100 213V214L97 215ZM101 213L103 215V219H106V220L101 219L102 218ZM202 213H204L207 218L206 217L204 218L203 217L204 215L202 216ZM225 213H227V214H225ZM118 214H120L121 216L118 215ZM252 214H254V215H252ZM25 215L27 216V218H26ZM73 215L76 216V217H74ZM78 215H80V216H78ZM212 215H210L211 217L209 216V218L212 219V217H213ZM227 215H229V216H227ZM29 216L32 217V219ZM39 216H38V218H39ZM51 216H49L50 218L48 217L49 220L52 217H53V219H51V220H55L54 219L55 217L54 216L51 217ZM90 216L96 218L94 220V222H93V220H92V222H89V221H91ZM128 216H130V217H128ZM167 216H168V218H167ZM28 217H29V219H28ZM263 217H264V215H263ZM38 218L36 219V224L37 225L39 224V220H40V222L42 220L45 221V219H40L39 218V220H38ZM64 218L67 219V220H65ZM77 218H78V220H77ZM79 218H80V220H79ZM86 218H88V219L86 220ZM94 218H92V219H94ZM121 218L122 219L124 218V219L121 220ZM129 218L132 221L131 220H127ZM187 218L190 219V221H189L190 223L187 221L188 220ZM228 218L232 219V221L231 220H227ZM261 218H262L263 221L261 220ZM49 220H47V222L46 221L45 222L49 223L48 222ZM82 220L83 221L85 220L86 223H85V221L83 222ZM124 220H126V221H124ZM205 220L207 221L206 223H208L207 227H204L205 226L204 225L205 224L204 223ZM248 220H249L250 223L247 222ZM128 221H130V222H128ZM210 221L212 222V224L210 223ZM45 222H43V225L46 224ZM75 222H76V224H75ZM96 222H98V224ZM228 222H231L230 225H228ZM246 222L248 223L247 225H242V224H245ZM89 223H90V225H89ZM186 223L188 224L187 226H189V227H192V225L194 223H196L198 231H196L194 229L196 227L195 224H194L195 227L193 226L194 228L192 227L193 229L191 228L192 229L191 230L189 228H186L187 227ZM213 223H214V225H213ZM27 224L25 226H27ZM40 224H39V226L42 227L43 226L42 222ZM61 224H63V225H61ZM190 224H192V225H190ZM222 224L224 226L227 225L225 228L229 232L226 231L224 228H222V227H224ZM236 224H237L238 228L234 229V226H236ZM217 225L220 226V229L221 228L223 229V232L225 231L224 232L225 236L228 235V236H226V239L224 238L225 236L220 233L222 231H220V229L218 228ZM19 227H21V226H19ZM96 227H98L99 230ZM212 227H213V229H212ZM263 227H264V225H263ZM206 228H210V231L214 230L216 232L212 231L213 232L212 233V232L209 231V229H206ZM214 228H216V230ZM83 229H85V230H83ZM86 229H88V230H86ZM145 229H146V231H145ZM177 229L178 230L180 229V231H178ZM243 229H245V230H243ZM171 230H174V231H171ZM237 230H238V232L236 233L235 231H237ZM261 230H263V231H261ZM140 231H142V232H140ZM176 231H178L179 233L182 231V235L179 234ZM218 231H219L220 234L217 233ZM240 231H241V235L239 234ZM242 231H244V232H242ZM137 232H138V234H137ZM25 233L26 232L21 233V236L30 237V236L26 235ZM132 233H133V235H132ZM216 233L218 235H215V237H214V234H216ZM231 233H233V235ZM78 234H80V235H78ZM245 234H248L249 237H248V235H246V237H245L244 236ZM8 235H10V236H8ZM86 235H87V237H86ZM219 235H220V237H218ZM237 235H239V236H237ZM183 236H185L186 238L183 237ZM5 237H7V238H5ZM101 237H104V238H101ZM139 237L140 238L143 237V238H141V239H143L141 241L142 242L144 241V243H142L140 241ZM158 237L162 238V241H164V243L166 242V240H168L169 242L171 241L170 242L171 245L169 244L170 245L169 246V251L166 250V248H168V244L165 243V245H164L163 242L161 241V239L158 240ZM108 238L109 239L111 238V240L108 241ZM169 238H170V240H169ZM182 238H184L183 239L184 241L186 240V243L184 241H182ZM67 239H68L69 243L67 242ZM83 239H84V241H83ZM148 240H150V241H148ZM111 241H113V242H111ZM175 241H176V243L178 241L179 242L181 241L180 244L184 243L183 249L181 248L182 250L179 249V247H182V246H179L176 243H175L176 245L172 247V245H174ZM197 241L199 243L201 242L200 245H199V243ZM227 241H229L230 243L227 242ZM237 241H240L241 243H239ZM22 242H24V241H22ZM26 242H28V241L26 240ZM77 242L79 244H77ZM191 242H193L194 244L191 243ZM221 242H222V245H221ZM242 242L244 244H242ZM70 243L71 244L73 243V244L71 245ZM96 243L99 244V246ZM148 243H149V245H148ZM161 243H162V246H161ZM187 243H188V245L190 243V245L188 247L186 246ZM231 243H232V245H231ZM69 244H70V246L74 245L73 246L74 249L78 245V251H76L77 249H75L74 250L75 252H74L72 250L73 247H71V249H70V246H68ZM90 244H92L93 246L90 245ZM94 245H96L95 247H103V246H105V247H104V249L103 248L102 249L101 248H94ZM151 245H155V248H157L158 251L155 250L154 246L151 247ZM166 245H167V247H166ZM236 245H237V247H236ZM1 246H0V248H1ZM79 246L82 247L83 254L85 253L84 255L82 254L80 256V253H82V250H81V252L79 251V249H81V247H79ZM176 246H177L178 249L176 248ZM147 247H148V250H146V251L147 252L149 251L148 253H146V251H145V249H147ZM189 247H191V248H189ZM224 248H225V250L226 249L227 250L225 251ZM66 249L68 250V252H66L67 251ZM99 249H100V252H99ZM149 249L152 250V252ZM153 249L157 253H155V251ZM176 249L180 250V255H182V253L185 252V253H183L185 255H182V257L184 256L183 260L181 259V257H179L180 256L179 252L177 253ZM71 250L73 251V253L71 252ZM159 250H160V252H159ZM165 250H166V254H167V252H169V256H172V251H173L174 252L173 258H171V257L169 258V256H167V260H166V254L164 255ZM186 250H187V252H186ZM116 251H117V254H116ZM69 252H70V255H68ZM229 252H231V253L233 252V253L231 254ZM112 253H114V256H115V257L113 256V258H112V255H113ZM154 253L156 255L161 253L162 257L164 259V262H163V259H162L161 256L159 258H156L160 254L158 256H155ZM109 254H110V257H107V256H109ZM118 254H120V255H118ZM122 254L125 255V257H123ZM148 254H151V255H148ZM244 254H246V255H244ZM77 255H78V259H76ZM177 255H178L179 260L177 259V257H175ZM68 256H73V258L72 257H68ZM118 256H120V257H118ZM150 256L154 257L156 259L154 260V258L152 259ZM79 257H81V258H79ZM98 257L99 258L102 257V258L99 259ZM136 257L137 258L140 257L139 259L141 261H138L139 259H137ZM143 257H144L145 260H143ZM93 258H94V260H93ZM95 258H97L98 260L95 259ZM105 258H106V260H105ZM174 258L177 259L178 261L175 260ZM229 258H230V260H229ZM231 258H234V259L231 260ZM63 259L60 261V264L65 262ZM151 259L154 260L155 262L156 261H158V262L155 263L154 261H150ZM170 259H172V260H170ZM187 259H189V260L187 261ZM242 259H243V261H242ZM147 261L152 262V263H149ZM165 261H166V263H165ZM176 261H177V263H176ZM182 262H184V263H182Z\"/></svg>",
    "mask_w": 264,
    "mask_h": 264
},
{
    "label": "bare ground",
    "instance_id": "obj_2",
    "mask_svg": "<svg viewBox=\"0 0 264 264\" xmlns=\"http://www.w3.org/2000/svg\"><path fill=\"white\" fill-rule=\"evenodd\" d=\"M90 1H91V0H90ZM104 1H105V0H104ZM109 1L112 2V0H109ZM126 1L129 3V0H126ZM126 1H125V0H121V1L119 0V2H118V0H115L114 2H116V4H120V5H117V7H115L116 9H114V10L111 9L113 6H110V4H109V6L111 7V8H109V6H108L106 3H105V4L107 5V7H106V5L101 6V4H100V5L97 4V5H99V7L96 5L97 8H91V6L88 7V9L86 10V15H85V19L87 20V22H86V20H85V22H83V23H85L86 27H88L89 30H90V29L93 30V31L90 32V33H92V32H97L98 29H101V28H100V26H101L100 24H101V19H102V18L105 19V21H107V20L109 21V20H110V22H112V24H110V22H109V23L106 22L107 25H109V24H110V25H113V23H114V24L117 23V25L115 24V25H113V26H116L115 29H116V28H117V29L120 28L119 30H120V34L122 35V37H123L124 35H125L126 37H127V36H128V37H129V36L131 37V35H133V34L130 32L131 34L129 35V34H128L129 31L126 32L127 34H122V32L125 33V30H124L125 26H127V25L130 26V25H131V24H129L128 22H126L127 19L125 18V22L127 23V25L124 24V21H123V24H124L125 26L123 25V26H124V27H123V26L121 25L123 31L121 30V26H119L122 22H120V20H119V23H118V22H117L118 20H116V19H118V17H120L119 15H121V14H123V13L125 14L126 11H127V13H128L127 8H128V9H131V10H133V8L135 9V7H132V6H131V8H130V6H127L128 3H127ZM105 2H108V1H105ZM114 2H113V3H114ZM120 2H122V3H120ZM124 2H125L127 5H125ZM131 2H132V0H131ZM103 3H104V2H103ZM103 3H102V4H103ZM108 3H110V2H108ZM133 3H136V2H134V1L132 2V5H133V6H134V5L137 6V7H138L139 5L142 6V4H140V3H139L138 5H137V3H136V4H133ZM116 4L114 3V6H116ZM88 5H89V4H88ZM111 5H113V4H111ZM123 5H124V6H123ZM129 5H131V3H129ZM92 6H93V5H92ZM100 6H101V7H100ZM118 6H119V7H118ZM102 7H103V8H102ZM137 7H136V8H137ZM89 8H90V9H89ZM113 8H114V7H113ZM139 8H140V6H139ZM139 8H138V9H139ZM142 8H143V6H142ZM142 8H141V9H142ZM147 8H148V7H147ZM150 9H151V8H150ZM150 9H148V10H150ZM131 10H130V11H131ZM100 11H102V12L104 11L103 14L106 13L107 15L104 14L105 17H104V15H103V17H101V16H102V15H101L102 12H100ZM130 11H129V14H128V15H131V14H132L131 16H129V17H131V18H132V16H133L134 14H135V17H136V16H137L136 14L139 13L138 10L136 11V9H135V11H134V12H136V13H134V12H132V11H131V13H130ZM142 11H144V10L142 9ZM155 11H156V10H155ZM169 11H170V10H169ZM100 13H101V14H100ZM171 13H173V12H171ZM174 13H175V12H174ZM146 14H147V13H146ZM155 14H156V13H155ZM83 15H84V14H83ZM126 15H127V14H126ZM139 15L142 16V15H145V13H144V14H141V13H140ZM139 15H138V17H139ZM151 15H152V14H151ZM168 15H170V14H167L166 16H168ZM170 16H171V15H170ZM121 17H123V16L121 15ZM129 17H128V20H129ZM135 17L133 16V18H135ZM145 17H146V15H145ZM150 17H151V16H150ZM150 17L147 16V18H150ZM168 17H169V16H168ZM123 18H124V17H123ZM131 18H130V19H131ZM142 18H144V17H142ZM155 18H156V17H155ZM162 18H163V17H162ZM103 19H102V22H105ZM106 19H107V20H106ZM135 19H136V18H135ZM139 19H140V17H139ZM151 19H152V18H151ZM159 19H161V18H159ZM172 19H173V22H174L175 18H172ZM177 19H178V18H177ZM113 20H115V21H113ZM122 20H123V19H122ZM133 20H134V19H133ZM154 20H155V19H154ZM170 20H171V19H170ZM129 21H130V23H131L132 20H129ZM145 21H146V20H145ZM157 21H158V20H157ZM171 21H172V20H171ZM87 23H88V25H87ZM118 24H119V25H118ZM164 24H166V23L164 22ZM79 25H80V24H79ZM97 25H99V27H97V29H96V31H95L93 28H94L95 26H97ZM148 25H149V24L144 25V28H146V30H145V29H144V30L147 31V33H148L146 39L144 38V37L146 36V34H145L146 32H145L144 30H143L144 32L141 31V32L144 33L143 35H142V33H141V36H140V37H142V38H141L142 40H141L140 37H139L140 33H136V29L134 28L135 26L132 27V28H130V29H133V28H134V30H133V31H135L134 34L136 33V34H135L136 36H134V37L139 38V39H138L139 42H140V41H142V42L144 41V43H145L146 40L149 41V38H148L149 35L151 36L152 33H154V32H151V30L153 31V30L155 29V27L152 28V26L150 25V26H151L150 28H152V29L150 30L151 33H149V32H148V29H147ZM81 26H82V25H81ZM129 26H127V27H129ZM138 26H141V24L138 25ZM146 26H147V27H146ZM101 27H102V26H101ZM127 27H126V28H127ZM159 27H160V25H159ZM179 27H181V26L179 25ZM83 28H84V27H83ZM83 28H82V29H83ZM95 28H96V27H95ZM126 28H125V29H126ZM136 28H137V26H136ZM139 28H141V27H139ZM148 28H149V27H148ZM150 28H149V29H150ZM86 29H87V28H86ZM107 29H108V28H106V29H101V30H102V32H103V30H107ZM115 29H112V31L114 30V32H111V30L108 29V30H107V31H109L108 34L111 33V34H109V35H114V37H115V36L117 35V32H118V31H116ZM142 29H143V25H142ZM80 30H81V29H80ZM87 31H88V30H87ZM87 31H86V33H87ZM99 31H100V30H99ZM107 31H104V33H106V35H107ZM121 31H122V32H121ZM137 31H138V30H137ZM139 31H140V30H139ZM100 32H101V31H100ZM115 32H116V34H115ZM156 32H157V30H155V34H156ZM81 33H82V32H81ZM90 33H89V34H90ZM79 34H80V33H79ZM89 34H88V35H89ZM97 34H98V35H102L103 33L100 34V33L97 32ZM88 35H87V37L89 38V36H90V39H91V37H92L93 35H95V34H92V35L90 34L89 36H88ZM98 35H96L97 37L95 36V38H97V39H95V38L93 39V38H92V39L94 40V42H91V41H93V40H90V39H89V42H88V40H86V39H87V37H86V39H85L86 43L84 42V39H83V41H82V38H84V37L81 38V42H82V43H81L80 40L78 39V38H80L82 35H81L80 37H78V38H77L78 41H76V40H77V39H76V40H75L76 43L73 42V44H74V45L77 44V46H74L75 48H74V47H71V49L73 48V52H74V54H73L74 57H73V58H75V56H76V58H79L80 56H82V51L84 52V49H85L86 47H88V46L91 45V44H94V43H95V40H96V44H95V45H97V40H98L99 38H100V39L98 40V43H100L101 41L103 42V40H105V36H106L105 34H104L103 36H100L99 38H98ZM109 35H108V37H110ZM137 35H138V36H137ZM144 35H145V36H144ZM76 36H77V35H76ZM143 36H144V37H143ZM153 36H154V35H152L151 37H153ZM156 36H157V34H156ZM2 37H3V36H2ZM101 37H103L104 39L102 38L103 40H101ZM106 37H107V36H106ZM128 37H127V38L123 37L124 39L122 38V39H120V40H122V41L124 40V42H125V39H127V40L129 41V38H128ZM151 37H150V38H151ZM119 38H121V37H118V39H119ZM131 38H132V37H131ZM131 38H130V40L132 41ZM153 38H156V37H153ZM159 38H160V37H159ZM73 39H75V38H73ZM111 39H114V38L111 37ZM111 39H110V40H111ZM143 39H144V40H143ZM160 39H161V38H160ZM133 40H135V38H133ZM138 40H135V42H137ZM151 40H152V39H151ZM156 40H157V39H156ZM156 40H154V41H156ZM167 40H168V39L163 40L162 42L165 43ZM176 40H177V39H175L174 41L176 42ZM131 41H130V42H131ZM170 41H172V40H170ZM170 41L168 40V42H170ZM77 42L80 43V44H79V47L82 49V51H81L80 48H79V49H80L81 53H78L79 50H78V43H77ZM83 42L85 43V45H87L86 47L82 45ZM87 42H88L89 44H87ZM102 42H101V43H102ZM107 42H108V41H107V39H106V44H107ZM112 42H113V41H111V43H112ZM115 42H117V40H114V42L112 43V45H113ZM135 42H134V43H135ZM139 42H138V44H139ZM142 42H141V43H142ZM149 42H150V41H149ZM157 42H158V41H156V43H154V44L157 45ZM162 42H159L160 44L158 43V45L161 46V45H162V44H161ZM175 42H174V43H175ZM104 43H105V42H104ZM117 43H118V42H117ZM117 43H116V44H117ZM134 43H133V44H134ZM164 43H163V44H164ZM179 43H180V42H178V43L176 42L174 45H175V46H178ZM73 44H72V46H73ZM106 44H105V45H106ZM116 44H115V46H116ZM127 44H128V43H126V45H127ZM150 44H151V43H150ZM154 44H153V45H154ZM0 45H1V44H0ZM80 45H81V46H80ZM95 45H91V46L93 47V46H95ZM109 45H110V44H108L107 46H109ZM128 45H129V44H128ZM134 45H135V44H134ZM142 45H143V44H142ZM142 45H141V46H142ZM146 45H147V42H146ZM148 45H149V44H148ZM155 45H154V46H155ZM158 45H157V46H158ZM164 45L167 46V45H170V44L165 43ZM179 45H180V44H179ZM115 46H114V47H115ZM139 46H140V45H139ZM151 46H152V44H151ZM171 46H172V45H171ZM171 46H170V47H171ZM82 47H83V48H82ZM89 47H90V46H89ZM89 47H88V49H90ZM92 47H91V48H92ZM96 47H97V46H95V48H96ZM99 47H100V46H99ZM99 47H97L96 49H98ZM114 47L111 48V49L114 50ZM127 47H128V46H127ZM131 47H132V45L130 46V48H131ZM148 47H149V46L145 47L144 50H145V49H148ZM162 47H164V46L162 45ZM103 48H105V47L103 46ZM103 48L101 47L102 50H104ZM106 48H107V49H106ZM106 48H105L106 50H104V52H106L108 49H110V48H108V47H106ZM121 48H122V47H121ZM132 48H134V47H132ZM132 48H131V49H132ZM149 48H151V47H149ZM168 48H169V47H168ZM171 48H172V47H171ZM173 48H175V47H173ZM74 49H75V51H74ZM76 49H77L78 51H76ZM92 49H93V48H92ZM99 49H100V48H99ZM99 49H98V50H99ZM101 49H100V50H101ZM111 49H110V50H111ZM127 49L130 50L129 47H128ZM127 49H125V50H127ZM138 49H139V48H138ZM138 49H137V50H138ZM102 50H101V51H102ZM110 50H109V51H110ZM113 50H112V51H113ZM120 50H121V49H120ZM123 50H124V49H122V51H123ZM128 50H127V52H128L129 54H128L127 52H126V53H127L128 57H129V56L132 57V60H134V62H133V61L130 62V63H129V62L127 63V61H126V63H125L124 61H123V62H124V64H126V65L129 64V66H128L127 68L130 67L131 63H133V66H131V68H132V67H135V68H133V69L135 70V69H136V65L138 66V64H137L138 62L135 61V59H136L137 57H140V56L138 55L136 58H134V57L140 52L139 50H141V49L138 50L139 52H138V51H137V52L135 51L136 53H133V54H136V55H134V57H133V55H132V52H131V51H128ZM133 50H134V49H133ZM144 50H143V52H146V51H144ZM164 50H167V47H166V49L164 48ZM262 50H263V49H262ZM2 51H3V50H2ZM80 51H79V52H80ZM89 51H91V50H89ZM96 51H97V50H96ZM151 51H159V48L157 49V47H156L155 50H152V49H151ZM75 52H77L78 54H76ZM87 52H88V51H86V52H84V53H85V54H88ZM104 52L102 51V53H104ZM130 52H131V53H130ZM133 52H134V51H133ZM84 53H83V55H84ZM89 53H90V52H89ZM98 53H99V51H98ZM107 53H108V52H107ZM110 53H111V52H110ZM112 53H113V52H112ZM112 53H111V54H112ZM124 53H125V52H124ZM155 53H156V52H155ZM79 54H80V55H79ZM100 54H101V52H100ZM105 54H106V53H105ZM111 54H110V56H111ZM139 54H140V53H139ZM149 54H150V55H154V56L157 55V54H153V53H152V54L149 53ZM149 54H148V55H149ZM78 55H79V56H78ZM90 55H91V53H90ZM95 55H96V54H95ZM97 55H98V54H97ZM119 55H120V54H119ZM167 55H168V53H167ZM263 55H264V53H263ZM91 56L93 57L94 55H91ZM98 56H99V55H98ZM117 56H118V54H117ZM122 56H123V58H124V55H123V54H122ZM154 56H152V58H154V59H152V58L149 56V58L152 59L153 62H152V60L150 61L149 58H147V59H149L150 63H149L148 60H146V59H145L146 61L144 60L145 64L147 63L146 65H145V64H142V65H141V61H143V59L141 60V58H140L141 61H140V65H139L140 68H141V66H143L142 68H143V71H144V72H142V71H141V72H142V73H147L146 75L149 74L148 76H149L150 78H152V81L155 80V78H156V79H158V78L155 77V76H152V77H151V73H152V75H154V71H155V73H156V71H157V72L159 71V69H160L159 67L163 68V67L165 66L164 63H163V67H162L161 65L159 66V64H160L162 61H160V63H159L158 60H157L158 58H157V57H154ZM228 56H230V55H228ZM239 56H240V55H239ZM260 56H261V55H260ZM260 56H259V57H260ZM83 57H84V59H86V57H88V55H86V56H82V57H81L82 61L84 60ZM94 57H95V56H94ZM101 57H102V56H101ZM120 57H121V55H120ZM142 57H143V55H142ZM145 57H146V56H145ZM145 57H143V58H145ZM222 57H223V56H222ZM226 57H227V56H226ZM240 57H241L242 59H245V58H246L245 54L243 55V57H242V56H240ZM76 58H75V59H76ZM88 58H90V57H88ZM103 58H104V56H103ZM103 58H102V59H103ZM117 58H118V57H116V56H115V58L112 57L113 60H114V59H117ZM123 58L121 57V60H122ZM155 58H157V59H156V62H157V63L154 62V61H155ZM211 58H212V57H211ZM224 58H225V57H224ZM79 59H80V58H79ZM79 59H76V62H77V61L79 62ZM91 59H92V58H91ZM96 59H97V58H96ZM105 59H106V58H105ZM112 59H111V60H112ZM130 59H131V58H130ZM167 59H168V58H167ZM167 59H166V60H167ZM225 59L227 60V58H225ZM225 59H224V60H223V59H222V60L220 59V61H221V65H222V61H226ZM111 60H110V61H111ZM124 60H126V59H124ZM137 60H138V59H137ZM212 60H213V59H212ZM229 60H230V59H229ZM245 60H247V59H245ZM80 61H81V60H80ZM106 61H107V60H106ZM110 61H107V62H108V63H111ZM114 61H115V60H114ZM114 61H113V63L117 62V60H116L115 62H114ZM118 61H120V58H118ZM164 61H165V59H164ZM168 61H169V60H168ZM170 61H171V60H170ZM216 61H217V60H216ZM218 61H219V60H218ZM239 61H240V60H239ZM258 61H260V59H259V60L257 59V61H255V62L257 63ZM262 61H263V60H262ZM78 62H77V63H78ZM85 62H87V61H85ZM101 62H102V61H101ZM120 62H122V61H120ZM120 62H119L118 64L115 63V65H114L113 63H111V64L114 65V66H113V65H112V66H113L114 69H116L117 71H116V74H115V70L112 69V70H111V74H112V75L109 74L110 77H109V76L107 77V76H105V75H103L104 77L101 76V74H103V72H104V74L107 73V71H108L107 69H111V67H107V68H106V66H110V65H107L106 63H104V65L106 64V66H104V65H103V66H102V65L100 66V62H99V64H98V65L100 66L99 69H100L101 67H104V68H103V72H102V71H100V72L98 71V72H97V74L101 76V77L99 76L100 78H98V75H97L96 73H95V74L93 73V71L95 72V70H93L95 67H94V65H92V64H90V65H92V66H90V65H88V66L93 67V68H92L93 71L90 70V69H88V71L90 70V72H88L86 69H84V71L86 70V71L88 72V74L90 73L88 76H84V75H87V73H85L86 71H85V72L83 71L84 73L82 72V73H80V75H78V78H79V79H78V80H79V81H78V84H79V82L81 83V85L79 84V85L81 86V87L79 86V88H82V86H84V85H85L86 87L88 86L87 88H89V85H90V88L93 89V88L96 86L95 88L98 89V88H99L98 86H100V84H101V83L99 84V80H100V81L103 80L102 77L104 78V80L107 79L106 81H108V83H106V81H104L103 83H104L105 85H106V84H107V85L109 84L108 87H109V86L111 87V89H109V92H111V93H108V95L105 94V96H104V94H103L104 97L102 96L103 98L107 97V98H105V100L102 99L101 96H100V97L98 96V99L96 98L95 100H93V101L99 100L100 102H101V101L104 102L103 105H102V104H101V105L99 104L100 107L102 106L101 108L97 106V105H98L97 103L93 106V104H92V103H93V101H92L93 97H92V99L90 98L91 101L88 100L89 102H87V104H89V103H90V105L92 104V107H90V105H89V108L87 109V111H88L89 109H91V110H89L90 112L88 111L89 113H87V111H86L87 116H88V117H89V116L92 117V120H94V119L97 120V118H95V116H98V117H99L98 121L101 120V122H102L101 125H100V122L98 123V121H97V122L95 121L96 124H95V126H93V127H94V130H96V128L99 127V126H97V125H100V126L103 128L104 131H102L101 128H99L100 130L98 129V130H97V133L94 131L97 135H95L94 132H93V133H90V134H94L95 136L98 137L99 142H101L102 144H104V148H103V146H102V148H103L104 150L107 149L106 151H109V148H108L107 146H109V147H111V146L114 147L115 144H116V143H115V144L112 143V145H111V144H108V141H109V140H112V141H116V140H117L116 142H117V143H120V142H119L120 140L118 141V139H119L120 136L123 138V136L126 135V136H124V139L127 138V139L129 140V138L127 137V136H128L127 134H129V133H133V134L135 133V134H136V133H139L140 131H142V132H143L144 130L146 131V130L148 129V127H147L148 122L145 123V122L142 121V120L145 119V117H148V116H149L153 121L156 120V119H153V116H154V113H155V112H154V113H151V114H149V115H146V113H144L145 116L142 115V114H143V111H144V108H145V105H144V104H146L147 102H146L145 100H142L140 97H136V96H137V93H138V95H140V93L137 91V89L139 88V86L137 85V79H135L136 81L133 82V83L130 82L129 79H128L127 71H126L125 69L123 70V68H120V66H118L119 68L116 66V64H117V65L121 64V66H124V65H123V62H122V63H120ZM204 62H205V61H204ZM212 62H213V61H212ZM240 62H241V64L243 63L242 61H240ZM82 63H83V62H82ZM82 63H80V64L82 65ZM97 63H98V62H97ZM134 63H135V64H134ZM148 63H149V64H148ZM151 63H152V65H151ZM153 63H154V64H153ZM155 63L158 64V68H157V66H156V68H154V65H156ZM165 63H166V62H165ZM172 63H173V61H172ZM199 63H200V62H199ZM245 63L247 64V61H245L244 64H245ZM256 63L251 64V65H253L254 67L257 66V65H259L258 63H257V64H256ZM93 64L96 65L95 62H94ZM161 64H162V63H161ZM196 64H197V63H196ZM229 64H231V63H229ZM238 64H239V63H238ZM246 64H245V65H246ZM255 64H256V65H255ZM218 65H219V63H218ZM221 65H220V66H221ZM224 65H225V64H223V66H224ZM231 65H232V64H231ZM245 65H244V67H245ZM251 65H249V63H248V65H246V66L250 68ZM262 65H263V64H262ZM262 65H261V66H262ZM96 66H97V65H96ZM115 66H116V67H115ZM151 66H153V67H151ZM216 66H217V65H216ZM223 66H222L221 68H223ZM228 66H230V65H228ZM242 66H243V64H242ZM253 66H252V67H253ZM263 66H264V65H263ZM80 67H81V66H80ZM139 67L137 68V70L139 69V71H140L141 69H140ZM214 67H215V66H214ZM224 67H225V66H224ZM247 67H246V68H247ZM83 68H84V67H83ZM152 68H154L155 70L152 71V70H153ZM164 68H166V67H164ZM221 68H220V69H221ZM249 68H248V69H249ZM259 68H261V67L259 66ZM95 69H96V68H95ZM99 69H98V70H99ZM104 69L107 70V71L105 72ZM220 69H219V70H220ZM227 69H228V68H227ZM227 69H226V73H227V71L229 70V69H228V70H227ZM101 70H102V69H101ZM134 70L131 69L130 72H131L132 74H133V72H135L136 75H140V74H142L141 72H139V71H137V70L134 71ZM214 70H215V69H214ZM214 70H213V71H214ZM222 70H224V68H223ZM249 70H250V69H249ZM252 70H254V69L252 68ZM91 71H92V73H91ZM96 71H97V70H96ZM112 71H114V73H113ZM125 71H126V72H125ZM224 71H225V70H224ZM254 71H255V70H254ZM109 72H110V70H109ZM160 72H166L165 75L168 74L167 69H166V70L164 69V71H163V70H160ZM160 72H159V73H160ZM221 72H222V74H223V71H221ZM228 72H229V71H228ZM257 72H258V70H257ZM99 73H101V74H99ZM135 73L133 74V76H135ZM137 73H138V74H137ZM81 74H82L83 76H82ZM161 74H162V73H161ZM106 75H108V74H106ZM113 75H114V76H113ZM155 75L158 76V73H156ZM162 75H163V74H162ZM217 75H218V74H217ZM227 75H229V74H227ZM143 76H144V74H143ZM163 76H164V75H163ZM163 76H162V77H163ZM171 76H172V75H170V77L167 76V77H165V79H166V78H168V79L170 78V79H171V78H172ZM253 76H254V75H253ZM83 77H85V78H87V79H85V78L83 79ZM105 77H106V79H105ZM136 77H137V76H135L134 78H136ZM140 77H141V75L138 76V80L140 79L139 82H140L141 84H140L139 82H138V84H139L140 86H141V85H142V86L144 85L143 87H145L146 85H148V83H144L145 81L148 82V81H147L148 79H149V81L151 80L150 78H146V77L144 76L145 78L142 77L144 81H142V78H140ZM153 77H154V78H153ZM159 77H160V76H159ZM81 78H82V80H81ZM204 78H205V77H204ZM90 79H92V80L90 81ZM145 79H147V80H145ZM168 79H167V80H168ZM198 79H199V78H198ZM209 79H210V78H209ZM209 79H208L207 82L210 81ZM85 80H86V81L88 80L87 83H88V82H89V83H92V82H93V84H94V82H96V84H94V85L89 84V83L87 84ZM96 80H98V81H96ZM159 80H161V79H159ZM159 80H158V81H159ZM162 80L164 81V78H163ZM187 80H188V79H187ZM189 80H190V79H189ZM202 80H203V79H202ZM81 81H83L84 85H83V83H82ZM155 81H157V80H155ZM158 81H157V82H158ZM184 81H186V80L184 79ZM197 81H198V80H197ZM197 81H196V83L194 82L195 85L198 83ZM222 81H223V80H222ZM245 81H246V80H245ZM199 82H200V80H199ZM241 82H242V81H241ZM246 82H247V81H246ZM142 83H143V84H142ZM149 83H150V82H149ZM163 83H164V84H167L168 82H166V80H165V82H163ZM178 83H179V82H178ZM191 83H192L191 85L193 86V82H191ZM201 83H202V81H201ZM255 83H256V82H255ZM151 84H152V83H151ZM186 84H187V83H186ZM186 84H185V85H186ZM188 84H190V82H189ZM105 85H104V86H105ZM180 85H181V84H180ZM93 86H94V87H93ZM102 86H103V85H102ZM104 86H103V87H104ZM150 86H151V85H150ZM189 86H190V85H189ZM189 86H187V87H189ZM199 86H200V85H199ZM201 86H202V84H201ZM203 86H204V85H203ZM203 86H202V87H203ZM205 86H206V85H205ZM205 86H204V87H205ZM100 87H101V86H100ZM108 87L105 86L104 89H105V88L108 89ZM110 87H109V88H110ZM137 87H138V88H137ZM146 87H147V86H146ZM183 87H184V86H183ZM193 87H194V86H193ZM196 87H197V85H196ZM202 87H201V89H202ZM204 87H203V88H204ZM255 87H258V86H255ZM83 88H84V87H83ZM87 88H85V90H87ZM90 88H89V90H90ZM112 88L114 89V92L116 91V93L113 94V95H112V93H113V92H112V91H113ZM161 88H162V87H161ZM161 88H156V89H155V87H154V90H152V91H153L154 94H155V93H156L155 91H156L157 89H159L160 91H162V89L164 90V87H163L162 89H161ZM198 88H199V87H198ZM258 88H259V87H258ZM92 89H91V90H92ZM107 89H106V90H107ZM135 89H136L137 92L134 91ZM166 89H167V88H166ZM166 89H165V90H166ZM182 89H183V88H182ZM192 89H193V88H192ZM192 89H191V90H192ZM260 89H261V88H260ZM81 90H84V89H81ZM95 90H96V89H95ZM106 90H105V91H106ZM110 90H112V91H110ZM185 90H186V89H185ZM187 90H188V89H187ZM193 90H194V89H193ZM206 90H207V89H206ZM226 90H227V89H226ZM253 90H254V91L256 90V93L259 92L258 89H253ZM263 90H264V89H261V92H263ZM102 91H103V90H102ZM105 91H103L102 93H105ZM139 91H140V92L142 91L141 87H140ZM160 91H158L157 94H159ZM167 91H168V90H167ZM178 91H179V90L177 89V93H179ZM188 91H189V90H188ZM90 92H92V91H90ZM96 92H97V91H96ZM119 92H120L121 94H120ZM123 92H125V93H123ZM128 92H129V93H128ZM130 92H133V93H130ZM153 92H152V93H153ZM164 92H165V91H164ZM175 92H176V91H175ZM180 92H181V90H180ZM199 92H200V91H199ZM80 93H81V92H80ZM93 93H94V92H93ZM93 93H92L91 95H94ZM135 93H136V94H135ZM160 93L163 94L162 92H160ZM166 93H167V92H166ZM168 93L171 94V89H170V92L168 91ZM172 93H173V91H172ZM181 93H182V92H181ZM188 93L190 94L191 91H189ZM194 93H195V92H193V94H194ZM196 93H197V91H196ZM200 93H202V92H200ZM200 93H199V94H200ZM205 93H206V92H205ZM216 93H217V92H216ZM82 94H83V93H82ZM82 94H79V95H82ZM109 94H111L110 97H109ZM124 94H125V95H124ZM170 94H169V95H170ZM189 94H188V95H189ZM191 94H192V93H191ZM193 94H192V95H193ZM207 94H210V93H207ZM211 94H212V92H211ZM217 94H218V93H217ZM260 94H261V96H260ZM263 94H264V92H263ZM263 94L259 92V94L256 95V96H257V98L259 97V100L261 99V101H263V100H262V98H263ZM95 95H96V94H95ZM106 95H107V96H106ZM177 95H178V94H177ZM218 95H220V94H218ZM172 96H173V95H172ZM180 96L182 97V95H180ZM194 96H195V95H194ZM199 96H200V95H199ZM205 96H208V95H205ZM205 96L201 95L202 98H201V97H200V98L203 100V97H205ZM216 96H217V95H216ZM252 96H253V95H251L250 97H252ZM254 96H255V95H254ZM81 97H82V96H81ZM84 97H85V96H84ZM108 97H109V98H108ZM173 97H174V96H173ZM188 97H189V96H188ZM196 97H198V95H196ZM246 97H247V95H246ZM99 98H100V99H99ZM177 98H179V97H177ZM177 98H175V100H176ZM194 98H195V97H194ZM200 98H199V99H200ZM207 98L211 99L210 96L207 97ZM254 98H256V97H254ZM254 98H253V99H250V101H251V100H254V101H255ZM84 99H86V98H84ZM161 99H162V98H161ZM170 99H171V98H170ZM170 99H169V100H170ZM189 99H190V98H189ZM201 99H200V100H201ZM140 100H142L143 102L145 101L144 104L142 103L144 106L141 104L142 101L140 102ZM197 100H198V99H197ZM204 100H205V99H204ZM99 101H98V103H99ZM257 101H258V99H257ZM261 101H260V102H261ZM85 102H86V100L83 101V104H85ZM96 102H97V101H96ZM191 102H192V100H191ZM193 102H195V100H194ZM193 102H192V103H193ZM203 102H204V101H203ZM208 102H209V101H208ZM216 102H217V101H216ZM94 103H95V102H94ZM196 103H198V102H196ZM200 103H201V101H200ZM200 103H198V104H200ZM219 103H220V102H219ZM240 103H241V101H240ZM247 103H248V102H247ZM250 103H251V102H249V104H245V101H244V102H243V105H245V106L242 105V106H243L242 109H246V108H247V110L249 109V111L252 110V109H253V108H252L253 106L250 105ZM252 103H253V102H252ZM254 103H255V102H254ZM261 103H262V102H261ZM81 104H82V103H81ZM87 104H85L84 106H86ZM190 104H191V103H190ZM190 104H189V105H190ZM206 104H207V99H206ZM213 104H214V103H213ZM216 104H217V103H216ZM256 104H258V102H256L255 105H256ZM140 105H141V106H140ZM186 105H187V104H186ZM196 105H197V104H196ZM209 105H210V104H209ZM209 105H208V106L206 105V107H210ZM214 105H215V104H214ZM223 105H224V104H223ZM235 105H236V104H235ZM247 105H248V106L250 105V106H251V109H250V107L248 108ZM261 105L264 106L263 103H262ZM261 105L258 104V106H261ZM79 106H80V105H79ZM79 106H78V107H79ZM96 106H97V107H96ZM170 106H172V105H170ZM192 106H194V105H191V107H192ZM199 106H200V108L202 109V107L204 106V104H203V106H202V104H200ZM199 106H198V108H199ZM230 106H231V105H230ZM81 107H82V106H81ZM81 107H80V108H81ZM87 107H88V106H87ZM87 107H86V108H87ZM143 107H144V108H143ZM194 107H196V106H194ZM232 107H234V106H232ZM244 107H245V108H244ZM84 108H85V107H84ZM99 108H100V110H99ZM187 108H188V107H187ZM196 108H197V107H196ZM204 108H205V107H204ZM218 108H219V107H218ZM218 108H217V109H218ZM261 108H262V107H261ZM81 109L83 110V108H81ZM205 109H206V108H205ZM210 109H211V107H210ZM212 109H213V108H212ZM226 109H227V108H226ZM239 109H240V108H239ZM256 109H257V108H256ZM256 109H254V110H256ZM75 110H76V109H75ZM145 110H146V109H145ZM165 110H166V109H165ZM191 110H192V109H191ZM193 110H194V108H193ZM193 110H192V111H193ZM195 110H196V109H195ZM203 110H204V109H202V111H201V110H200V111L203 112ZM208 110H209V109H208ZM247 110H245V111H247ZM260 110H261V109H260ZM76 111H77V110H76ZM83 111H84V110H83ZM146 111H147V110H146ZM146 111H145V112H146ZM200 111H199V113H200ZM204 111H205V110H204ZM211 111H212V110H211ZM215 111H216V109H215ZM217 111H218V110H217ZM223 111H224V109H223ZM223 111H222V115H223ZM231 111H234V110H231ZM242 111H243V110H240V112H242ZM249 111H247V113H246V112H243V113L249 115V113L251 114V111H250V112H249ZM159 112L161 113L160 110H159ZM166 112H167V110H166ZM179 112H180V111H179ZM183 112H184V111H183ZM194 112H195V111H194ZM209 112H210V111H209ZM229 112H230V111H229ZM236 112H237V111H236ZM236 112H235V113H236ZM240 112H238V113H240ZM248 112H249V113H248ZM261 112H262V111H261ZM79 113H81V111H80V112H77V114H79ZM190 113H191V112H190ZM203 113H204V112H203ZM211 113H212V112H211ZM216 113H217V112H216ZM218 113L220 114V112H218ZM227 113H228V112H227ZM238 113H237V114H238ZM152 114H153V115H152ZM157 114H158V112H157ZM194 114H195V113H194ZM214 114H215V112H214ZM214 114H212V115H214ZM225 114H226V113H225ZM225 114H224V115H225ZM80 115H81V114H80ZM80 115H79V116H80ZM141 115H142V116H141ZM183 115H184V114H183ZM183 115H182V116H183ZM189 115L191 116V114H189ZM197 115H198V114H197ZM201 115L204 116V114H201ZM206 115H208V113H206ZM210 115H211V114L209 113V118H210ZM258 115H259V114H258ZM140 116H141V118H140ZM151 116H152V117H151ZM163 116H164V115H163ZM195 116H196V115H195ZM203 116H202V117H203ZM219 116H220V115H219ZM240 116H241V115H240ZM76 117H77V119H80V120H81L82 118H84L83 116H82V118H80V117L78 118L77 115H76ZM130 117H131V118H130ZM142 117H144V118H142ZM164 117H165V116H164ZM164 117H163V118H164ZM168 117H169V116H168ZM186 117H187V119H188L189 116H186ZM223 117H224V116H223ZM243 117H245L244 114H243ZM250 117H251V116H250ZM250 117H249V119H250ZM258 117H259V116H258ZM262 117H263V116H262ZM150 118H149V119H150ZM154 118H156V117L154 116ZM179 118H180V117H179ZM193 118H195V117H193ZM204 118H205V117H204ZM204 118H203V119H204ZM206 118H208V117H206ZM225 118H226V117H225ZM254 118H255V117H254ZM75 119H76V118H75ZM77 119H76V120H77ZM88 119H89V121H91L90 118H88ZM139 119H141V120H139ZM159 119H160V118H159ZM159 119H158V121H159ZM196 119H197V118H195L194 121H195ZM219 119H220V117H219ZM227 119H228V118H227ZM255 119H257V116H256ZM259 119H261V118H259ZM131 120H132V121H131ZM147 120H148V118H147ZM167 120H168V119H167ZM185 120H186V119H185ZM188 120H190V119H188ZM197 120H199V119H197ZM200 120H201V119H200ZM204 120H206V119H204ZM213 120H214V119H213ZM245 120H246V118H245ZM81 121L83 122V120H81ZM135 121H136V122L138 121V125H137V123H136ZM141 121H142L143 123L146 124V125L143 124L145 127H147L146 129H145V128L143 129V125H140V126H139V124H142ZM145 121H146V120H145ZM153 121H152V122H153ZM183 121H184V120H183ZM192 121H193V119H192ZM210 121H211V120H210ZM214 121H215V120H214ZM231 121H232V120H231ZM256 121H258V119H257ZM82 122L79 124L78 127L81 126ZM131 122H132V123L134 122V123L137 125L136 127H138V128L134 127L135 125L132 124ZM155 122H156V121H155ZM155 122H154V123H155ZM186 122H188V121H186ZM202 122H203V121H202ZM225 122H226V120H225ZM227 122H228V121H227ZM227 122H226V124H227ZM239 122H240V121H239ZM247 122H248V121H247ZM252 122H253V121H252ZM254 122H255V121H254ZM74 123H75V122H74ZM76 123H79V121L77 120ZM92 123H94V121H92ZM154 123H152V124H154ZM159 123H161V121H160ZM159 123L157 122L156 125H158ZM179 123H180V122H179ZM190 123H191V122H190ZM199 123H200V122H199ZM199 123H198V124H199ZM212 123H213V122H212ZM216 123H217V122H216ZM223 123H224V122H223ZM223 123H222V124H223ZM244 123H245V121H244ZM249 123H250V122H249ZM249 123H247V126H250ZM85 124H87V123L85 122ZM180 124H181V123H180ZM195 124H196V123H195ZM205 124H206V123H205ZM220 124H221V123H220ZM238 124H239V123H238ZM240 124H241V122H240ZM250 124H251V123H250ZM254 124H255V123H254ZM256 124H258V122H257ZM261 124H262V123H261ZM88 125H89V124H88ZM88 125H86V126H88ZM91 125H92V124H91ZM102 125H103V126H102ZM160 125H161V124H160ZM160 125H158V126H160ZM178 125H179V124H178ZM191 125H192V124H191ZM217 125H218V124H217ZM230 125H231V124H230ZM230 125H229V126H230ZM242 125H243V124H242ZM251 125H252V124H251ZM96 126H97V127H96ZM154 126H155V125H153L152 127H154ZM173 126H174V125H173ZM204 126H205V125H204ZM204 126H203V127H204ZM206 126H207V125H206ZM235 126H236V125H235ZM243 126H245V125H243ZM247 126H246V127H247ZM255 126H256V125H255ZM259 126H260V125H259ZM149 127H151L150 124H149ZM162 127H163V125L161 126V128H162ZM185 127H188V126H185ZM191 127H192V126H191ZM198 127H199V125H198ZM201 127H202V126H201ZM237 127H239V126L237 125ZM252 127H253V126H252ZM252 127H251V128H252ZM263 127H264V126H263ZM89 128H90V126H89ZM89 128H88V129H89ZM139 128H142L143 130H142V129L139 130ZM156 128H157V127H156ZM177 128H178V127H177ZM192 128H193V127H192ZM194 128L196 129V127H194ZM199 128H200V127H199ZM208 128H209V127H208ZM233 128H234V126H233ZM233 128H232V129H233ZM256 128H257L256 130L263 129L262 127L258 129L257 126H256ZM84 129H85V128H84ZM154 129H155V127H154ZM154 129H153V130H154ZM169 129H170V128H169ZM203 129H204V128H203ZM213 129H214V128H213ZM223 129H225V128H223ZM230 129H231V128H230ZM239 129H240V128H239ZM243 129H245V128H243ZM243 129H242V130H243ZM246 129H248V128H246ZM253 129H255V127H254ZM92 130H93V129H92ZM163 130H164V129H163ZM165 130H166V129H165ZM206 130H207V129H206ZM228 130H229V128H228ZM234 130H235V129H234ZM248 130H249V129H248ZM250 130H251V129H250ZM256 130H255V131H256ZM84 131H85V130H84ZM90 131H91V130H90ZM90 131H89V132H90ZM101 131H102V132H101ZM150 131H151V130H150ZM169 131H170V130H169ZM185 131H187V130H185ZM189 131H190V129H189ZM197 131H198V130H197ZM209 131H211V129H209ZM215 131H216V130H215ZM220 131H221V130H220ZM237 131H239V130H237ZM243 131H244V130H243ZM91 132H92V131H91ZM118 132H119L120 134L122 133V135H120ZM124 132L127 133V134H125ZM155 132L157 133L156 129H155ZM166 132H167V131H166ZM193 132H194V131H193ZM201 132H202V130H201ZM205 132H206V131H205ZM225 132H226V131H225ZM245 132H247V131H245ZM245 132H244V133H245ZM260 132H262V131H260ZM112 133H114L116 136H117V134H119V135H118L119 137H116V136L114 135V136H115L116 138H118V139H114L115 137L113 136ZM143 133H144V132H143ZM147 133H148V132H147ZM160 133H161V132H160ZM173 133H174V132H173ZM183 133H184V132H183ZM196 133H197V132H196ZM198 133H199V132H198ZM198 133H197V134H198ZM212 133H213V132H211V134H212ZM219 133H220V132H219ZM227 133H228V132H227ZM233 133H234V132H233ZM237 133H238V132H237ZM237 133H236V134H237ZM248 133H249V132H248ZM251 133H252V132H251ZM251 133H250V135H251ZM254 133H256V132H254ZM123 134H124V135H123ZM135 134L132 135V136H135ZM148 134H149V133H148ZM148 134H147L146 136H148ZM162 134H163V132H162ZM165 134H169V133H165ZM203 134H204V133H203ZM252 134H253V133H252ZM129 135H131V134H129ZM150 135H152V134H150ZM156 135H157V134H156ZM179 135H180V134H179ZM189 135H190V134H189ZM217 135H218V134H217ZM241 135L243 136V134H241ZM246 135H247V133H246ZM250 135H249V136H250ZM256 135H258V134H256ZM85 136H86V135H85ZM95 136H94V137H95ZM168 136H169V135H168ZM168 136H167V137H168ZM192 136H193V135H192ZM207 136H208V135H207ZM207 136H206V137H207ZM209 136H210V135H209ZM234 136H235V135H234ZM258 136H259V135H258ZM113 137H114V138H113ZM129 137H131V136H129ZM142 137H143V135H142ZM157 137H160V136H157ZM183 137H184V136H183ZM211 137H213V136H211ZM214 137H215V136H214ZM246 137H247V136H246ZM255 137H256V136H255ZM90 138H92V135H90ZM122 138H121V139H122ZM131 138H132V137H131ZM134 138H135V137H134ZM139 138H140V137H139ZM145 138H146V137H145ZM145 138H144V139H145ZM149 138H150V136H149ZM152 138H153V137H152ZM201 138H202V137H201ZM229 138H230V136H229ZM249 138H250V137H249ZM85 139H88V138H87V137H86V138L83 137L82 141L85 140ZM93 139H94V138H93ZM132 139H133V138H132ZM150 139H151V138H150ZM163 139H164V138H163ZM199 139H200V138H199ZM204 139H206V138H204ZM246 139H247V138H246ZM256 139H257V138H256ZM256 139H255V140H256ZM107 140H108V141H107ZM133 140H134V139H133ZM135 140H136V139H135ZM135 140H134V143H137L138 145H140L141 142H140V140H138V137H137V141H136V142H135ZM142 140H143V138H142ZM194 140H196V139H193V141H194ZM231 140H232V139H231ZM243 140H244V139H243ZM247 140H248V139H247ZM96 141H98L97 138H96ZM112 141H111V142H112ZM149 141H150V140H149ZM204 141H205V140H204ZM244 141H245V140H244ZM257 141H258V140H257ZM259 141H260V140H259ZM83 142H84V141H83ZM83 142H82V143H83ZM87 142H88V143H87ZM93 142H94V140H93ZM99 142H98V143H99ZM109 142H110V141H109ZM111 142H110V143H111ZM124 142H125V141H124ZM139 142H140V143H139ZM152 142H154V139H153ZM199 142H201V140H200ZM199 142H197L198 145H196V144H197V143H196L195 146H198V147H199ZM206 142H207V140H206ZM262 142H264V141H262ZM101 143H100V145H101ZM125 143H126V142H125ZM142 143H143V142H142ZM146 143H147V142H145V146H146ZM163 143H164V142H163ZM172 143H173V142H172ZM182 143H183V142H182ZM185 143H186V142H185ZM188 143H189V142H188ZM203 143L205 144V142H203ZM208 143H209V142H208ZM208 143H207L206 145H208ZM230 143H231V142H230ZM233 143H234V142H233ZM79 144H81V143H79ZM86 144H87V146H86ZM92 144H93V143H92ZM92 144H91L90 140H89V141L87 140V141H85V143H84L83 146L89 147V149L92 148V147H94L95 149H97L98 147H100V148L97 149V152H96V151L91 152V151H90L91 149L89 150V149L87 148L91 153H93V154L95 153V155L93 156V157L95 158V157H96V153L99 152L98 150H100V149H102V148H101V146H100L99 144H97V148L94 146V144H93V146H92ZM137 144H136V145H137ZM148 144H149V143H148ZM151 144H152V143H151ZM155 144L157 145L158 143H155ZM155 144L153 143L152 145H155ZM161 144H162V143H160V144H158V145H160V147H161V146H162ZM113 145H114V146H113ZM125 145H126V144H125ZM127 145H130V144H127ZM133 145H134V144H133ZM133 145H132V146H133ZM138 145H137V146H138ZM143 145H144V143H143ZM143 145H140V146L143 147ZM152 145H151V146H152ZM158 145H157V146H158ZM164 145H168V144H165V143H164ZM175 145H176V144H175ZM192 145H193V144H192ZM202 145H203V144H202ZM211 145H212V144H211ZM254 145H255V144H254ZM257 145H258V144H257ZM67 146L70 147L71 145H70V146L67 145ZM72 146H74V145L72 144ZM72 146H71V149H72V148L74 149V147H72ZM79 146H80V145H79ZM120 146H123V145H119V148H120ZM140 146L137 147V148H140ZM151 146H150V147H151ZM179 146H180V145H179ZM181 146L183 147L184 145H181ZM186 146H187V145H186ZM239 146H240V145H239ZM246 146H247V144H246ZM68 147H67V148H68ZM81 147H82V145H81ZM86 147H85V149H86ZM112 147H111V148H112ZM115 147H117V148H115L114 151H116V149H118V146H115ZM135 147H136V146H135ZM154 147H156V146H154ZM160 147H156V148H158V149H155V148H154V151H155V150H156V151L159 150ZM163 147L165 148V146H163ZM184 147H185V146H184ZM198 147H197V148H198ZM204 147H205V146H204ZM212 147H213V146H212ZM237 147H238V145H237ZM243 147H244V146H243ZM260 147H261V146H260ZM67 148L65 147V151H67L66 154L68 155V154H70V153H72V152H71V150H70V153H69V151H68L69 149L66 150ZM111 148H110V150H111ZM130 148H131V147H130ZM132 148H133V147H132ZM132 148H131V149H132ZM148 148H149V147H148ZM167 148H168V147H167ZM186 148L188 149V147H186ZM202 148H203V147H202ZM213 148H214V147H213ZM73 149H72L73 152H76V151H77L76 148H75L74 150H73ZM79 149H80V148H79ZM82 149H83V147H82ZM82 149H81V150H82ZM92 149H93V148H92ZM121 149H122V148H121ZM123 149H125V148L123 147ZM131 149L128 148V150H131ZM175 149H176V148H175ZM175 149H174V151H175ZM178 149H179V148H178ZM180 149H181V147H180ZM238 149H239V148H238ZM241 149H242V148H241ZM253 149H254V148H253ZM253 149H252V150H253ZM257 149H258V148H257ZM259 149H260V148H259ZM112 150H113V149H112ZM128 150H127V151H128ZM133 150H134V148H133ZM135 150H136V149H135ZM146 150H147V147H146ZM146 150H145V152H146ZM181 150L184 152V148L181 149ZM193 150H194V149H193ZM196 150H197V149H196ZM212 150H213V149H212ZM216 150H217V149H216ZM222 150H223V149H222ZM260 150H261V149H260ZM262 150H263V149H262ZM79 151H80V150H79ZM82 151H83V150H82ZM82 151H80V152H81L80 155H79L78 152H76L75 154H72V155H71V158L69 157V159H70V160H69L70 164H73V163H74V165H72V166H74V167H72V171H73L74 173H73V172H72L71 174L67 173V174H68V175L66 176L67 178L65 177V173H64V174H63V173H62V174H57L58 176H56V177H60V176H61V177H62V176L64 177V179L62 180V183L65 184L66 182L69 181L68 183H71V184H74V183H75V184L77 185V184L79 183V180L77 179V180L74 181V180H73L74 177H75V178L78 177V178H80V179L83 178V179H86V180H87L88 177H87V178H84L85 176H83V174H85L84 171L87 170V169L89 168L87 171H88V172L90 171V175L94 172V170H95L94 168H96L95 166L97 165L96 162L99 161V160H97V159H99V157L101 156L100 152H99L100 155L98 154L99 157L96 159L97 161L95 162L96 165L94 164V161H93V157H92V155H91V157L89 156V157H90L89 159H91L92 161L90 160V161H91V162H90V161L87 160L88 162H90V163H88V164L91 165V163H93L91 167L94 166V167L92 168V169H94V170H92L91 167H90V165H88L89 167L87 166V167H88L87 169H86V167L83 168V166H84V165L86 166V164H87V163H86L87 161H86V159H85V158H87V154H86V155H83L84 157L86 156V157L84 158V157L82 156V154H84L86 151L84 150L85 152L83 151V153H82ZM106 151H103V152H106ZM114 151H109V152H110V154H111V152H112V154H114V153H113ZM120 151H121V150L119 149V150H118V153L122 154ZM151 151H152V150H151ZM154 151H153V152H154ZM165 151H166V148H165ZM168 151H169V150H168ZM171 151H172V150H171ZM177 151H178V150H177ZM185 151H186V150H185ZM194 151H195V150H194ZM205 151H207V150H205ZM245 151H246V150H245ZM103 152H102V153H103ZM125 152H126V151H125ZM128 152H129V151H128ZM134 152H137V153H138V152H140V151L137 150V151H134ZM141 152H142V149H141ZM158 152H159V151H158ZM162 152H163V149H162ZM178 152H179V151H178ZM178 152H177V153H178ZM189 152H190V150L188 151V153H189ZM198 152H199V151H198ZM203 152H204V151H203ZM203 152H202V153H203ZM217 152H219V151H217ZM220 152H221V151H220ZM234 152H235V151H234ZM87 153L90 154L88 151H87ZM115 153H116V155H117V152H115ZM126 153H127V152H126ZM142 153H143V152H142ZM147 153H149V152H147ZM173 153H175V152H173ZM173 153H172L171 155H173ZM184 153H185V152H184ZM188 153H187V154H188ZM202 153H201V154H202ZM206 153H207V152H206ZM253 153H254V152H253ZM103 154H104V153H103ZM108 154H109V153H108ZM120 154H119V155H120ZM135 154H136V153H135ZM149 154H150V153H149ZM149 154H148V155H149ZM153 154L155 155V153H153ZM156 154H157V152H156ZM162 154H163V153H162ZM162 154H161V155H162ZM195 154H196V153H195ZM231 154H232V153H231ZM241 154H242V153H241ZM241 154H240V155H241ZM246 154H248V153L246 152ZM246 154H245V155H246ZM251 154H252V152H251ZM256 154H257L256 156H260V155L258 154L257 151H256ZM260 154H261V152H260ZM262 154H263V152H262ZM262 154H261V155H262ZM67 155H65V156H67ZM116 155H115V157H114V155H113L114 159H108V161H109V160H111V161L113 160L112 163H114V162H115V163H116V162L119 163V161L121 160L120 158L125 156L124 154H123L124 156H122V155L119 156L120 158H119V160H118V158H116V157H117ZM128 155L131 156L130 154H128ZM128 155H127V156H128ZM132 155H133V154H132ZM144 155H147V154L144 153ZM144 155H143V156H144ZM148 155H147V156H148ZM157 155H158V154H157ZM157 155H156V156H157ZM171 155H170V156H171ZM175 155H176V154H175ZM175 155H174V156H175ZM179 155H181V154H179ZM185 155H186V154H185ZM198 155H199V154H198ZM198 155H194V156H198ZM203 155H204V153H203ZM217 155H219V154H217ZM236 155H237V154H236ZM249 155H250V154H249ZM249 155H248V156H249ZM80 156H81V157H80ZM102 156H103V155H102ZM135 156H137V155H135ZM143 156L139 155V156H137V157H139V158L141 157V158H142ZM147 156H146V157H147ZM176 156H177V155H176ZM183 156H184V154H183ZM242 156H244V155H241V157H240L241 159H243ZM252 156H253V155H252ZM263 156H264V154H263ZM79 157H80V159H79ZM113 157H111V158H113ZM146 157H145V158H146ZM150 157H151V155H150ZM157 157H158V156H157ZM191 157H192V156H191ZM230 157H231V156H230ZM232 157H233V156H232ZM235 157H239V156L237 155V156H235ZM244 157H246V156H244ZM254 157H255V156H254ZM261 157H262V156H261ZM65 158H66V157H65ZM65 158H64V159H65ZM103 158H104V157H103ZM108 158H109V156H108ZM115 158H116L117 160H115ZM128 158H129V157H128ZM133 158H134V157H133ZM133 158H132V159H133ZM139 158H138V160H139ZM147 158H149V157H147ZM151 158H152V157H151ZM158 158H159V157H158ZM172 158H174V157L172 156ZM183 158H184V157H183ZM187 158H188V157H187ZM187 158H186V159H187ZM193 158H194V160H195V157H193ZM193 158H192V159H193ZM210 158H211V157H210ZM247 158H248V157H247ZM247 158H246V160H247ZM249 158H250V157H249ZM257 158H258V157H257ZM82 159H83V160H82ZM87 159H88V158H87ZM123 159H125V158H123ZM126 159H127V158H126ZM135 159H137V158H135ZM166 159H167V160H166ZM166 159H164V162H161V167L163 166V163H164V165H165L164 167H166V163H167L166 161H168V159H169V155H168V157H167ZM176 159H177V158H176ZM179 159H180V158L178 157V161H179ZM188 159H189V158H188ZM188 159H187V160H188ZM253 159H254V158H253ZM253 159H250V160L253 161ZM255 159H256V158H255ZM66 160H67V158H66ZM66 160H65V161H66ZM80 160H81V163H82V164L85 162L83 166H82V164L79 162ZM84 160H85V161H84ZM94 160H95V159H94ZM102 160H103V159H102ZM104 160H105V159H104ZM114 160H115V161H114ZM141 160H142V159H141ZM148 160H149V159H148ZM150 160H151V159H150ZM150 160H149V161H150ZM153 160L156 161V158L153 159ZM157 160H159V159H157ZM160 160L162 161V159H160ZM165 160H166V161H165ZM170 160H172L171 157H170ZM170 160L168 161V163H170ZM180 160H181V159H180ZM184 160H185V159H184ZM189 160H190V159H189ZM202 160H203V159H202ZM213 160H214V158H213ZM237 160H238V158H237ZM248 160H249V159H248ZM258 160H260V159L258 158ZM258 160H256V161H258ZM262 160H263V158H262ZM75 161H77V162H75ZM100 161H101V160H100ZM108 161H107V162H108ZM127 161H128V159H127ZM130 161H131V160H130ZM130 161H128V162H130ZM133 161H134V159H133ZM135 161H136V160H135ZM139 161H140V160H139ZM139 161H138V162L136 161V163H139ZM144 161H145V159H144ZM172 161H173V162H172ZM172 161H171V162H172L171 164H173L174 161H175V163H174L173 165H175L176 168H177V165L180 164V163H179L178 161H176L175 159L172 160ZM185 161H186V160H185ZM185 161H184V162H185ZM192 161H193V160H191V165L188 164V165H189V168H191V167L193 166V165H192V164H193ZM206 161H207V160H206ZM240 161H242V160H238L237 162H240ZM243 161H245V160H243ZM251 161H250V162H251ZM254 161H255V160H254ZM107 162H106V163H107ZM109 162H110V161H109ZM122 162H126V160H125V161L122 160ZM150 162H151V161H150ZM152 162H153V161H152ZM165 162H166V163H165ZM176 162H177V164H176ZM181 162H182V163H181V165L179 166L180 168H177L178 171H180V170L183 171V170L186 169L185 167H184L185 169H183V167H181V166L184 165L183 159H182ZM193 162H194V161H193ZM203 162H204V161H203ZM209 162H210V161H209ZM209 162H208V164H209ZM218 162H219V161H217V163H218ZM246 162H247V161H246ZM115 163H114V166H115V167H114V170L117 169V164H115ZM140 163H141V162H140ZM142 163H144V162H142ZM142 163H141V166H142ZM146 163H148V162L146 161ZM153 163H154V162H153ZM156 163H157V161L155 162V165H153L152 163H150V165H151V164L153 165V166L151 165L152 167H150L152 171H153L154 168H157L158 166H159V168H157V169H158V170L161 169L159 164H158V166H156ZM187 163H190V162H189V161H186V164H187ZM206 163H207V162H206ZM210 163H211V162H210ZM213 163H214V162H213ZM217 163H214V165L217 164ZM243 163H244V162H243ZM243 163H242V164H243ZM259 163H260V162H259ZM259 163H258V164H259ZM263 163H264V162H263ZM75 164H76V166H75ZM77 164H78L79 166H77ZM80 164H81V167H82V168L80 167ZM98 164H99V163H98ZM107 164H108V163H107ZM107 164H105V165H106V166H110V165H107ZM110 164H111V163H110ZM122 164H123V163L120 162L118 165H120L121 167H123ZM124 164H125V165H126V164L128 165V163H124ZM130 164H131V163H130ZM133 164H135V163H133ZM171 164H169L170 167H171ZM186 164H185V165H186ZM221 164H222V163H221ZM221 164H220V165H221ZM225 164H226V163H225ZM235 164H237V163H235ZM253 164H254V163H253ZM99 165H100V164H99ZM111 165H112V164H111ZM125 165H124V167H127V165H126V166H125ZM139 165H140V164H139ZM143 165L145 166V164H143ZM147 165H148V164H147ZM147 165H146V166H147ZM169 165H167L166 170L169 169ZM185 165H184V166H185ZM188 165H186V166H188ZM194 165H195V162H194ZM214 165H213V166H214ZM217 165H218V164H217ZM217 165H216V166H217ZM228 165H229V164H228ZM239 165H240V164H239ZM243 165H244V164H243ZM112 166H113V165H112ZM112 166H110V168H111ZM135 166H136V165H135ZM135 166H134V167H135ZM137 166H138V165H137ZM155 166H156V167H155ZM190 166H191V167H190ZM201 166H202V165H201ZM236 166H237V165H236ZM240 166H241V165H240ZM245 166H246V165H245ZM247 166H248V164H247ZM247 166H246V167H247ZM60 167H61V166H60ZM77 167H78V168H77ZM79 167H80V170H81V171L78 170ZM99 167H100V166H99ZM104 167H105V166H104ZM131 167H133V166H131ZM131 167H130V168H131ZM134 167H133V168H134ZM142 167H143V166H142ZM164 167H163V168H164ZM193 167H194V166H193ZM217 167H218V166H217ZM229 167H230V166H229ZM237 167H238V166H237ZM241 167H242V166H241ZM241 167H240L239 169H241ZM256 167H257V166H256ZM261 167H263V166H261ZM73 168H75L76 171H74ZM106 168H108V167H106ZM112 168H113V167H112ZM119 168H120V167H119ZM136 168H137V167H136ZM143 168H144V167H143ZM147 168H148V167H147ZM150 168H149V171H150ZM163 168H162V170H163ZM171 168H173V166H172ZM171 168H170V169H171ZM176 168H175V169H176ZM187 168H188V167H187ZM200 168H201V167H200ZM205 168H206V166H205ZM218 168H219V167H218ZM230 168H231V167H230ZM244 168H245V167H244ZM258 168H259V166H258ZM263 168H264V167H263ZM263 168H262V169H263ZM54 169H55V168H54ZM84 169H85V170H84ZM96 169H97V172H96V170H95V173H94V174H96V175H94V178H93V177H92V178L95 180V176H97V175H99V174H102V176L99 175V176H100L99 178L101 179V178L103 177V179H104V181H105L106 179L104 178L103 174H105L106 172H105V173H103V172H104V171H108V170L106 169V170H104L103 172L100 170V171L102 172V173H100L99 170H98V169H100V168H98V166H97ZM103 169H104V168H103ZM121 169L124 170V169H127V168H121ZM128 169H129V166H128ZM164 169H165V168H164ZM177 169H176V170H177ZM220 169H221V168H220ZM232 169H234V168L232 167ZM232 169H231V170H232ZM58 170H59V169H58ZM58 170H57V167H56V171H55V172L57 173ZM77 170H78V172H79V171H80V172L78 173ZM109 170H111V169H109ZM112 170H113V169H112ZM130 170H131V169H130ZM136 170H138V169H136ZM158 170H156L157 173H158ZM162 170H161V171H162ZM166 170H164V171L166 172ZM172 170H174V169H172ZM176 170H174V173H172V171L170 170L169 173H171V174H167V175H172V178H174V177H173V174L175 175ZM194 170H195V169H194ZM194 170H193V168H192V172H193ZM201 170H202V169H201ZM204 170H205V169H204ZM216 170H217V169H216ZM216 170L214 169L215 172L212 170L213 173H212L211 170H209V171H211V173L214 174V173H216V172L218 171V170H217V171H216ZM224 170H225V168H224ZM246 170H247V169H246ZM248 170H249V169H248ZM253 170H255V169H252V171H253ZM263 170H264V169H263ZM82 171H83L84 173H83ZM91 171H92V173H91ZM117 171L119 172V174H118ZM117 171L115 170V173L118 174V177H119V175H120V176L123 175L122 172H124V174H125V173H129V174H130L129 171H128V172H125V171H127V170H124V171L121 170V171H122V172H121V171H119V169H118ZM144 171H145V170H144ZM149 171H148V172H149ZM168 171H169V170H168ZM168 171H167V172H168ZM182 171H181V172H182ZM188 171H189V169L187 170V172H188ZM190 171H191V170H190ZM195 171H196V170H195ZM199 171H200V169H199ZM221 171H222V170H221ZM225 171H226V170H225ZM233 171H234V170H233ZM250 171H251V169H250ZM252 171H251V174H252ZM256 171H258V169H256ZM55 172H54V173H55ZM69 172H70V171H69ZM75 172H77V173H75ZM88 172H86V173L89 174ZM98 172H99V173H98ZM110 172H111V171H110ZM112 172H113V171H112ZM112 172H111L110 174L113 175L114 173H112ZM120 172H121V174H120ZM137 172H138V171H137ZM139 172H140V170H139ZM139 172H138V173H139ZM142 172H143V171H142ZM148 172H146L147 175L151 173V172H150V173H148ZM159 172H160V170H159ZM167 172H166V173H167ZM181 172H180V174H183V173H181ZM185 172H186V171H185ZM223 172H224V171H223ZM227 172H229V169H228ZM54 173H53V174H54ZM82 173H83V174H82ZM97 173H98V174H97ZM108 173H109V172H108ZM131 173H132V172H131ZM135 173H136L135 170H133V173H132V174H135ZM143 173H144V172H143ZM157 173H156V174H157ZM166 173H165V177H166ZM178 173H179V172H176V174H178ZM190 173H191V172H190ZM190 173H188V174H190ZM199 173H200V172H199ZM206 173H207V172H206ZM219 173H220V171H219ZM247 173L250 174L249 171H248ZM247 173H246L245 175H247ZM253 173H254V174H253V176H254L253 178H255L254 180L257 181V178H256V177H258V181L261 180V179L259 178V176H255V175H256L255 173H257V175L259 174L258 172H253ZM263 173H264V172H263ZM51 174H52V172H51ZM72 174H75V175H73L74 177L72 176ZM76 174H77V177H76ZM78 174H79V176H80V174H81V177H79ZM87 174H86V175H87ZM110 174H109V175H110ZM139 174H140V173H139ZM154 174H155V170H154ZM159 174L162 175L163 173L160 172ZM159 174H158V175H159ZM180 174H178V175H180ZM184 174H186V173H184ZM209 174H210V173H209ZM216 174H218V173H216ZM216 174H215V175H216ZM221 174H222V173H221ZM223 174H225L226 177H227V173H223ZM223 174H222V175H223ZM260 174H261V173H260ZM260 174H259V175H260ZM70 175H71L72 178H71V177H69V178H71V179L68 178V176H70ZM90 175H88V176H90ZM135 175H136V174H135ZM142 175H143V174H142ZM144 175H145V174H144ZM147 175H146V176H147ZM158 175H157V176H158ZM178 175H177V176H178ZM191 175H193V174H190V176L187 175V177L189 176V177L191 178ZM196 175H198V174H196ZM199 175H200V174H199ZM207 175H208V173H207ZM219 175H220V174H219ZM225 175H224V176H225ZM228 175H229V174H228ZM233 175H235V176H232V173H231V177H235V178L238 177V176H236V174H233ZM92 176H93V175H92ZM105 176H106L107 179H108L107 173L105 174ZM125 176L127 177L128 174L125 175ZM130 176H131V175H130ZM132 176H133V175H132ZM146 176H141V177L138 176V178H143V177L146 178ZM155 176H156V175H155ZM155 176H153V177H155ZM157 176H156V178H157ZM180 176H182V175H180ZM213 176H214V175H213ZM217 176H218V175H217ZM250 176H251V175H250ZM260 176L262 177V175H260ZM97 177H98V176H97ZM97 177H96V178H97ZM112 177H113V176H112ZM133 177H134V176H133ZM133 177L130 178V180L132 179V181H134V180H133ZM135 177H136V176H135ZM149 177H151V176H149ZM153 177L151 178L152 180H151V179L148 180V178H146V179H147V182H148V181H153ZM158 177H160V175H159ZM163 177H164V176H163ZM169 177H170V176H169ZM175 177H176V176H175ZM187 177H186V178H187ZM195 177H196V176H195ZM214 177L216 178V176H214ZM248 177H249V176H247V178H248ZM75 178H74V179H75ZM89 178H90V177H89ZM99 178H98V179H99ZM121 178H122V179H125V178H123V176H122ZM178 178H179V176L177 177V179H178ZM182 178L184 179L185 177H181L180 179H182ZM186 178H185V181L187 180ZM209 178H211V177H209ZM215 178H213V179H214L213 182H214V181L217 182V181L219 180V176L217 177V180H215ZM220 178H222V177H220ZM227 178H228V177H227ZM227 178H226V179H227ZM235 178H234V179H233V178H229L230 181H231V179H232V182L227 181L224 177H223V179H222L223 181H224V179H225V180L228 182V183L226 182L228 185H230V184L233 185L232 187H230V186H228L226 183H224V184H226V185L228 186V188L230 187L228 193L232 192L233 189H236V190H233V192H232L233 194H234L235 191H239V190H240V189H237V188H236V186H237V187L239 186L238 184L240 183V180H239V182H237L238 180H237V181H233V180H235ZM247 178L245 177L244 179H246V180H244V179H242V177H241V179L244 180V181L241 180V182H243L244 185L247 184V183H245L247 180H249L250 178L252 179V176H251L249 179H247ZM262 178L264 179V177H262ZM65 179H66L67 181H66ZM83 179H82V180H83ZM90 179H91V178H90ZM98 179H97V180H98ZM109 179L111 180L110 177H109ZM114 179H115V177H114ZM117 179H118V178H117ZM117 179H116V180H117ZM146 179H145V180H146ZM162 179H163V178H162ZM180 179H179V181H180ZM206 179H207V178H206ZM251 179H250V180H251ZM70 180H71V181L73 180V183H72ZM82 180H81L80 183L83 182ZM86 180H85V181H86ZM88 180H89V179H88ZM91 180H92V179H91ZM94 180H93V181H94ZM110 180H109V182L112 184V181H110ZM118 180H120V178H119ZM118 180H117V182H118ZM130 180H126V181H130ZM139 180H140V179H139ZM166 180H167V179H166ZM168 180H169V179H168ZM188 180H189V179H188ZM200 180H201V179H200ZM209 180H210V179H209ZM252 180H253V179H252ZM254 180H253V181H254ZM76 181H78V182L76 183ZM85 181H84V182H85ZM100 181L102 182V179H101ZM126 181H125V183H126ZM135 181H136V182L138 181L137 178H136ZM142 181H143V180H142ZM162 181H164V180H162ZM171 181H172V180H171ZM175 181H176V180H175ZM185 181H183V182H185ZM253 181H251V182L254 183ZM256 181H255V182H256ZM261 181H262V180H261ZM51 182H52V180H51ZM84 182H83V184H84ZM115 182H116V181H115ZM115 182H114V183H115ZM117 182H116V183H117ZM119 182H120V181H119ZM140 182H141V181H140ZM143 182H144V181H143ZM147 182H145V183H147ZM154 182H155V180L153 181V183H152V182H151V183L154 184ZM156 182H161V181H160V180H159V181L156 180ZM156 182H155V185L157 186ZM197 182H198V181H197ZM197 182L195 181V183H197ZM205 182H208V180L205 181ZM210 182H212V181L210 180ZM219 182H220L221 185H223V184L221 183L220 180H219ZM219 182H218V183H219ZM233 182H234V184L237 182V183L235 184V186H234ZM247 182H249V181H247ZM259 182H260V181H259ZM62 183H61V181H60L61 186H63ZM97 183H98V182H97ZM97 183H96V184H92V187H91V188H93L94 186L99 187V184H101V183H99L98 185H97ZM103 183H104V182H103ZM110 183H108V182L106 183V182H105V184L103 185L104 188H102V189L100 188V189H101V190H104V189L106 188V185H110ZM120 183H123V182H120ZM163 183L166 184V182H163ZM178 183H179V182H178ZM178 183H177V184H178ZM180 183H182V181H180ZM190 183H191V182H190ZM252 183H251V184L248 183V185L250 184V186H251ZM256 183H257V182H256ZM256 183H255V184H256ZM260 183H262V182H260ZM71 184H70V186H72ZM75 184H74L73 186H75ZM88 184H89V183H88ZM88 184H87V185H88ZM118 184H119V183H118ZM137 184H138V183H137ZM137 184H136V185H137ZM143 184H144V183H143ZM147 184H148V183H147ZM147 184H146V186L148 187ZM152 184H151V185H152ZM168 184H169V183H168ZM186 184H188V183H186ZM192 184H193V183H192ZM257 184H258V183H257ZM81 185H82V184H81ZM90 185H91V184H90ZM121 185H124V184H121ZM126 185H127V184H126ZM129 185H130V183H129ZM132 185H133V184H132ZM160 185H161V184H160ZM173 185L175 186V184H173V183H172L170 186H169V185H168V186H169V187H173ZM179 185H180V184H179ZM179 185H178V186H179ZM195 185H198V184H195ZM203 185H204V184H203ZM203 185H202V186H203ZM241 185H242V183H241ZM78 186H79V185H77L76 187H78ZM116 186H118V185H116ZM133 186H134V185H133ZM133 186H129V187H133ZM168 186H167V187H168ZM176 186H177V185H176ZM176 186H175V187H176ZM186 186H187V185H186ZM190 186L192 187V185H190ZM227 186H223V187H224V190H225V188H226ZM246 186H247V185H246ZM246 186H243V187H242V186H239V187H238V188L242 187V188H241V189H243L242 192L246 195V196H244L243 193H242V196H241V194H240V197H243V196H244V197L246 198V197H247V194H248V196H249V192H251V190L254 191V184H253V186H252L253 189L250 187L251 190H249V188L247 189V187H249V186H247V187H246ZM259 186H260V184H259L257 187H259ZM76 187H75V188H76ZM111 187H115V185H114V186L111 185ZM126 187H127V186H126ZM140 187H141V186H140ZM143 187H144V186H143ZM157 187H158V186H157ZM164 187H165V186H164ZM164 187H162V189H163ZM169 187H168V189H166V194H167V195H168L167 192L171 191V188H169ZM198 187H201V185H199ZM198 187H194V186H193L192 188H190V187L187 186L186 188H188V190H186V191H190V192H191V191L194 189V190H195L194 192H198V189H199ZM205 187H206V184H205ZM205 187L202 188V189L204 190ZM207 187H208V186H207ZM213 187H214V186H213ZM215 187H216V186H215ZM219 187H220V185H219ZM244 187H245V188H244ZM257 187H255V188H256V189H255V193H257V190L259 189V188L257 189ZM261 187H262V186H261ZM261 187H260V189H261ZM83 188H84V187H83ZM87 188L91 190V188H89V186H88ZM115 188H116V187H115ZM133 188H134V187H133ZM136 188H137V187H136ZM145 188H146V187H145ZM151 188H153V187L151 186ZM159 188H160V187H159ZM180 188L182 189V184H181V186L178 187V189H180ZM184 188H185V187H184ZM195 188H196V189H195ZM231 188H232V189H231ZM78 189H79V188H78ZM88 189H87V190H88ZM100 189H99V191H100ZM107 189H108V188H107ZM148 189H150V188H148ZM154 189H156V187H155ZM154 189H153V190H154ZM157 189H158V188H157ZM160 189H161V188H160ZM169 189H170V190H169ZM173 189H174V188H173ZM178 189H177V190L175 189L176 192H177V191L179 192V193L177 192L179 195L176 194V198H177V195H178V196H181L180 194H183V193H184V192H183L184 190L181 191V193H180V190H181V189H180V190H178ZM189 189H190V190H189ZM191 189H192V190H191ZM215 189H216V191H215ZM215 189H214V191H215V193H216L218 189H217V187H216ZM230 189H231V190H230ZM260 189H259V190H260ZM262 189H264V187H263ZM71 190H72V189H71ZM74 190H76V193L80 191V190H77V189H74V188H73L72 191H74ZM81 190H82V187H81ZM84 190H85V189H84ZM84 190H83V191H84ZM94 190H96V188H95V189H92L91 192H90V191H89V192L92 193V191H94ZM150 190H151V189H150ZM150 190H148V191H150ZM203 190H202V191H203ZM207 190L209 191V189H207ZM226 190H227V189H226ZM244 190H245V191H244ZM66 191H68V190H66ZM66 191L63 190V191H60V192H63L64 194L67 195L68 192H66ZM105 191H106V190H104V192H105ZM110 191H111V190H110ZM129 191H131V190H129ZM132 191H134V190H132ZM146 191H147V190H146ZM148 191H147V192H148ZM151 191H152V190H151ZM175 191H174V193H175ZM199 191H200V189H199ZM202 191H200V192L203 193ZM205 191H206V190H205ZM205 191H204V192H205ZM211 191H212V190H211ZM218 191H223V190L220 189V190H218ZM246 191H247V192H246ZM65 192H66V193H65ZM69 192H70V191H69ZM95 192H98V189H97V191H95ZM111 192H112V191H111ZM114 192H115V191H114ZM121 192H122V191H121ZM126 192H127V191H126ZM171 192H173V191H171ZM182 192H183V193H182ZM194 192H193V191L191 192V193H193L192 196H194ZM226 192H227V191H226ZM239 192H241V191H239ZM258 192H259V194L257 193V194H258V197H261L260 194H261L262 190H261V192H260V191H258ZM71 193H72V192H71ZM76 193H75V191H74V194H75L74 196L77 197V194H78V193H77V194H76ZM101 193H102V192H100L99 194H101ZM105 193H106V192H105ZM105 193H104V194H105ZM115 193H116V192H115ZM117 193H119V192H117ZM122 193H124V192H122ZM122 193H121V195L124 196L125 193H124V194H122ZM130 193H131V192H130ZM130 193H129V194H130ZM133 193H134V194H132V193H131V194H132V195H136V194H135L136 192H133ZM174 193H173V194H174ZM187 193H188V192H187ZM187 193L185 192V194H186V198L189 199ZM206 193L208 194L209 192H206ZM206 193H205V194H206ZM210 193H212V195H213V192H210ZM210 193H209V194H210ZM215 193H214V194H215ZM217 193H218V196H219V194H220V196H221V194H222V193H219V192H217ZM223 193H224V191H223ZM228 193H227V194L225 193L224 195H228ZM235 193H236V192H235ZM246 193H247V194H246ZM251 193H253V192H251ZM251 193H250L251 196H252V195H255V193H253V194H251ZM51 194H52V193H51ZM68 194H69L70 196L72 195V194H70V193H68ZM79 194H81V192H79ZM79 194H78V196L80 197L81 195H79ZM94 194H95V193H94ZM96 194H98V193H96ZM119 194H120V193H119ZM127 194H128V192H127ZM129 194H128V195H129ZM145 194H146V193L144 192V195H145ZM169 194H170V193H169ZM173 194H172V195H173ZM185 194H183L182 196H184ZM195 194H196V193H195ZM199 194H200V193H198V195H199ZM209 194H208V196H209ZM236 194L239 196L238 193H236ZM236 194H235V197H236ZM47 195H48V194H47ZM49 195H50V194H49ZM49 195H48V198H49ZM60 195H61V194H60ZM66 195H65V196H66ZM69 195H68V196H69ZM101 195H103V193H102ZM106 195L108 196V194H106ZM115 195H116V194H115ZM121 195H120V196H121ZM132 195H129V196H130V199L133 198ZM138 195L140 196V194H137V197H138ZM174 195H175V194H174ZM174 195H173V196H174ZM189 195H190V194H189ZM203 195H204V193H203ZM215 195H216V194H215ZM215 195H213V196H215ZM229 195H230V194H229ZM259 195H260V196H259ZM61 196H64V195L62 194ZM61 196H60V197H61ZM70 196H69L68 198H70ZM74 196H73V197H74ZM88 196H89V195H88ZM94 196H95V195H94ZM97 196H99V195H97ZM97 196H95V197H97ZM109 196H110V193H109ZM170 196H171V194H170L169 196H166V197L169 198ZM173 196H172V198H173ZM182 196H181V197H182ZM196 196H197V195H196ZM196 196H194V197H196ZM200 196L202 197V195H200ZM200 196H199V197H200ZM204 196H205L206 198L208 197L207 195H204ZM204 196H203V197H204ZM238 196H237V197H238ZM256 196H257V195H256ZM55 197H56V195H55ZM71 197H72V196H71ZM73 197H72V198H73ZM79 197H77V198H78L77 200H79ZM83 197H84V196H81V198H83ZM111 197H113V196L111 195ZM114 197H115V196H114ZM114 197H113V198H114ZM118 197H119V195H118ZM125 197H126V196H125ZM131 197H132V198H131ZM144 197H146V195H145ZM161 197H162V196H161ZM189 197H191V195H190ZM199 197H196L195 199L197 200ZM205 197H204V199H205ZM222 197H223V196H222ZM228 197H229V196H228ZM232 197H234V195H233ZM235 197H234V199H235ZM237 197H236V198H237ZM240 197H238V198H240ZM258 197H257V198H258ZM263 197H264V195H263ZM263 197H262V198H258V199L261 200V203H263L262 201H264V200H263ZM40 198H41V197H40ZM61 198H62V197H61ZM66 198H67V197H66ZM101 198H104V197L101 196ZM127 198H129V197L127 196ZM147 198H148V197H147ZM164 198H165V197H164ZM172 198H171V199H172ZM186 198L184 197L185 200H186ZM191 198H192V197H191ZM191 198H190V200H191ZM215 198H217V197H215ZM215 198L213 199V197H212L213 200H215ZM230 198H231V197H230ZM230 198H229V199H230ZM238 198H237V200H238ZM253 198H254V197H250L249 199H246V205H247V206L250 204V201H249V200H250V199L252 200ZM257 198H256V199H257ZM36 199H37V198H36ZM63 199H65V197H63ZM74 199H76V198L74 197ZM74 199H72V200H70V201L74 202ZM83 199H84V198H83ZM83 199H82V201H81V199H80L78 202H77V200H75V202H76V203H79V204H80V201L83 202V203H85V202L83 201ZM92 199L94 200V198H92ZM92 199H90V201H91ZM98 199H100V196H99ZM105 199L107 200V197H106V196H105ZM115 199H118V198L115 197ZM122 199H123V197H122ZM135 199H136V198H135ZM141 199L143 200L144 198L140 197L139 200L142 201ZM174 199H175V197L173 198V200H174ZM177 199H178V198H177ZM192 199H193V198H192ZM200 199H202V198H200ZM200 199H199V201H200ZM222 199H224V198H222ZM222 199H220L219 202H221ZM229 199L227 198V200H229ZM240 199H241V200H245L244 198H243V199L240 198ZM256 199L254 198L255 201H256ZM258 199H257V200H258ZM39 200H40V199H39ZM86 200H87V199H85V201H86ZM108 200H110V198H109ZM111 200H112V199H111ZM111 200H110V201H111ZM113 200H114V199H113ZM127 200H128V199H127ZM133 200H134V198H133ZM133 200H132V201H133ZM136 200H137V199H136ZM139 200H138V201H139ZM157 200H158V199H157ZM169 200H170V198H169ZM175 200H176V199H175ZM196 200H195V202H196ZM207 200H208V201H207V204H205V203H206L205 201H204V202H201L200 204H199V203L196 204L197 202L194 203V205L196 204L197 206L195 205L194 208L191 206L192 209L195 210V208H196L195 212H196V211L202 212V210L205 211L206 208H207L206 211H208V207H209V212H210V211H211L210 207H213V205L215 206V204L211 201V199L208 198ZM209 200H210V201H209ZM232 200H233V198H232ZM235 200H236V199H235ZM254 200H253V201H254ZM260 200H259V202H260ZM54 201H56V200H54ZM57 201H60V202H61V200H57ZM57 201H56L55 203H57ZM65 201H66V200H65ZM99 201H100V200H99ZM120 201H122V200H120ZM132 201H128V202H132ZM138 201H137V203H138ZM140 201H139V202H140ZM145 201H146V200H145ZM149 201H150V200H149ZM191 201H192V200H191ZM193 201H194V200H193ZM197 201H198V200H197ZM201 201H203V200H201ZM225 201H226V198H225ZM253 201H252V202H253ZM60 202H59V203H60ZM91 202H92V201H91ZM100 202H101V201H100ZM102 202H105V200H102ZM102 202H101V203H102ZM159 202H160V201H159ZM159 202H158V204H159ZM169 202H170V201H169ZM171 202H172V201H171ZM171 202H170V203H171ZM174 202H175V201H174ZM179 202H182V201H179ZM210 202H211L212 204H211ZM214 202H215V201H214ZM219 202H218V200H217V203H219ZM223 202H224V200H223ZM223 202H222V203H223ZM228 202H229V201H228ZM233 202H235V201H233ZM243 202H244V201H243ZM256 202H257V201H256ZM256 202H253L254 205H255V207H256V208H255V209H256V213H255V210H254V213L260 217V213H261L262 211L260 212L259 209L257 210V206H258V205H256ZM31 203H32V202H31ZM31 203H30V204H31ZM37 203H38V202H37ZM59 203H57V205H60ZM66 203H67L66 205H69L70 202H68V200H67ZM76 203H74V204H76ZM87 203H88V202L85 203V206H86ZM89 203H90V202H89ZM89 203H88V204H89ZM92 203H93V202H92ZM94 203H95V202H94ZM94 203H93V204H94ZM97 203H98V200H97ZM106 203H107V202H105L104 204H106ZM132 203H133V202H132ZM143 203H144V202H142L141 205H143ZM148 203H149V202H148ZM172 203H173V202H172ZM189 203H190V202H189ZM202 203H203V207H202V208H205V209H202V208H201ZM215 203H216V202H215ZM217 203H216V205H217ZM230 203H231V205H232V202H230ZM238 203H239V202H238ZM238 203L236 204V205H239V206H238V209L236 208L237 210H236V209H234V211L232 210L233 213H234L235 211H236L235 213H238V212H239V213H240V214H239L240 216L238 215L239 218H241V216H242L243 214H244V217H246L245 214L248 215V216H247L248 218H249V217H252V218L254 217L255 219H253V221H254V220H255V221H254V222L252 221V223L249 224V225H250V227H251V230H252L253 227H254V229H255V226H256V225H255V222L257 223L256 220H258L257 216H256V217H255V216H251L250 214L252 213V212H251L252 209H251V208H248V207H247V208H248V209H247L246 206L243 208V206L241 205V206H242V207H241L240 204H238ZM241 203H242V202H241ZM244 203H245V202H244ZM253 203H252V206H253ZM261 203H257V204H260L259 206H261ZM41 204H42V203H41ZM70 204H71V203H70ZM74 204H71V206L74 205ZM79 204H78V205H79ZM81 204H82V203H81ZM81 204H80V205H81ZM99 204H100V203H98V205H99ZM108 204L111 205L112 203L109 202ZM127 204H128V203H127ZM135 204H136V202H135L134 204H132L133 208H134V205H135ZM209 204H210V206L206 207V206L209 205ZM219 204H220V203H219ZM227 204H228V203H227ZM234 204H235V203H234ZM52 205H53V204H51V206H52ZM64 205H65V203H64V204L62 203V204H61L62 207H61V206H57V207H60V208H63V209L66 208V207H68V206H66V205H65V207H63ZM76 205H77V204H76ZM82 205H83V204H82ZM82 205H81V206H82ZM94 205H95V204H94ZM96 205H97V204H96ZM98 205H97V206H98ZM101 205H103V204H100V205H99V207H98L99 210H100V206H101ZM136 205H138V204H136ZM150 205H151V204H150ZM166 205H167V204H166ZM168 205H169V204H168ZM171 205H173V204H171ZM187 205H188V204H187ZM190 205H192V204H190ZM211 205H212V206H211ZM221 205H222V204H220V206H221ZM224 205H226V204H224ZM244 205H245V204H244ZM36 206H37V205H36ZM92 206H93V205H92ZM105 206H106V205H105ZM111 206H112V205H111ZM144 206H145V205H144ZM144 206H142V207H144ZM156 206H157V205H156ZM184 206H185V205H184ZM204 206H205V207H204ZM226 206H227V205H226ZM226 206L224 207V206L222 205L221 210H222V209H223V210L225 209L224 212H226V210L229 209V207L226 209ZM233 206H234V205H233ZM250 206H251V204H250ZM250 206H249V207H250ZM41 207H42V210L46 212L47 209L44 210L46 207H45V208H44L43 206H41ZM57 207H56V208H57ZM69 207H70V206H69ZM69 207H68V208H69ZM87 207H88V206H87ZM89 207H90V206H89ZM101 207H102V206H101ZM112 207H113V206H112ZM112 207H110V208H112ZM166 207H167V206H166ZM173 207H174V205H173ZM187 207H188V206H187ZM191 207H190V210L192 211ZM231 207H232V206H231ZM239 207H241V209H243V210H239V209H240ZM262 207H264V204L262 205ZM37 208H40V207H37ZM43 208H44V209H43ZM53 208H54V207H52V209H53ZM56 208H55V210H54V214L51 213V212H53V210H52L51 212H50V210H49L50 214H51L52 216L55 217V218H54L55 220H51V219H53V217H52L50 214L46 213V214H48V215H47L48 217H49V216L52 217V218L50 219L51 221L49 220L50 217H49V218L47 217V220H49V221H48L49 223H46V222H47L46 217H45V218H40L41 214H39V213H41V212H43V211H42V210L40 211V209H39V211H40V212L38 213V216L40 215L39 218H40V219H45V221H46V222H45L44 220L41 221V222H42V225H43V222L46 223V224L43 225L42 227L39 226V224H40L41 222H40L38 216H36V217L38 218V220H39V224H38V225L36 224V219H37L36 217H35L36 219L34 220L35 223H34L33 221H31L32 223H30V225H28L29 223H28V224L26 223L27 226H25L26 224L23 223V224H24V226H23L22 224L20 225V223H19V225H18V227H17V229H18V228H19V229H18V230H17V229H14V231H16V232L13 231L14 233H12V235L10 234L11 236L8 235V236H10V238H8L7 240H5L4 243L2 242V243H3L2 246L0 245V246H1V248H0V264H60V261L63 259V257H65V256H63V254L65 253V252H63V248L67 247V246H66V242H65L66 239H65V238H64L65 240L62 239L63 244L65 243V245H62V243H61V241H60V240H61L60 238H62L61 236H65V235H64L65 233H63V232L68 231L67 229H68L69 227H71V225H70V224H66V223H65L64 225L61 224V225H63V231L61 232V231H60V228H61L62 226L59 228V222H60V221L58 220V218H59L60 216H67V217H69L70 215H69L68 213H69L70 211H72L73 209H75L74 211H76V210L78 209L77 211L79 212V210H80L79 208H81V207L78 208V206H77V209H76V206H72V210H69V209L66 208V209L69 211V212L67 213L68 215H67L66 213H65L64 215H61V213L63 214L62 210L59 209V210H61V211H58ZM70 208H71V207H70ZM98 208H97V210H98ZM107 208H108V207H107ZM107 208H106V209H107ZM121 208H122V207H121ZM133 208H132V209H133ZM137 208H138V207H137ZM167 208H168V207H167ZM171 208H172V207H171ZM171 208H170V209H171ZM175 208H176V207H175ZM252 208H253V207H252ZM66 209H65V210H66ZM81 209H82V208H81ZM106 209H105V210H106ZM125 209H127L126 206H125ZM142 209H143V208H142ZM153 209H154V207H153ZM168 209H169V208H168ZM183 209H184V208H183ZM185 209H186V208H185ZM187 209H188V208H187ZM187 209H186V210H187ZM197 209H199V210H197ZM213 209H214V208H212V210H213ZM217 209L219 210V206H218V205H217V207H215V210H216V211H217ZM230 209H231V208H230ZM230 209H229L228 212H230ZM245 209H246V210L251 209V210H249V211H250L249 213H248V211L245 213V212H243V211H245ZM253 209H254V208H253ZM32 210H33V209H32ZM67 210H66V211H67ZM97 210H96V211H97ZM99 210H98V211H99ZM105 210H103V215H105V217H106V219H107V217H108L107 214L110 213L111 210H112V213H113L114 211H113V208L110 209V211H109V209H107V211H109V212L106 213V214H104V211H105ZM118 210H119V208H118ZM165 210H166V209H165ZM171 210H172V209H171ZM200 210H201V211H200ZM221 210H219V211H221ZM223 210H222L221 212H223ZM263 210H264V209H263ZM47 211H48V210H47ZM63 211H64V210H63ZM66 211H65V212H66ZM92 211H94V210H92ZM100 211H101V210H100ZM107 211H106V212H107ZM116 211H117V210H116ZM120 211H122V210H120ZM120 211H119V213H121ZM132 211H133V210H132ZM132 211H131V212H132ZM157 211H158V210H157ZM160 211H161V209H160ZM166 211H167V210H166ZM206 211H205L204 213H206ZM216 211H214V212H216ZM232 211H231V214H233ZM240 211L243 212L242 215H241V212H240ZM252 211H253V210H252ZM25 212H26V211H25ZM28 212H29V211H28ZM45 212H44V214H45ZM78 212H77V213H78ZM138 212H139V211H138ZM163 212H164V211H163ZM172 212H173V210H172ZM184 212H185V210H184ZM186 212L189 213L188 211H186ZM186 212H185V214H187ZM209 212H208V213H209ZM214 212H213V213H214ZM221 212H216V214L218 213L217 215H219V213H221ZM228 212H227V213H228ZM258 212H260V213H258ZM75 213H76V212H75ZM75 213L73 212V214H75ZM91 213L95 214L94 212H91ZM124 213H125V212H124ZM136 213H137V212H136ZM156 213H157V212H156ZM204 213H202V216L204 215V216H203L204 218L207 216V217H208V220H213V219L215 220V219L218 217L216 214H215V216H217V217H215L214 214L212 215V211H211V213H210V215H212V216L214 217V218L212 217V219L209 218L210 215H208V214L206 213V216H205ZM227 213H225V214H227ZM235 213H234V214H235ZM257 213H258V214H257ZM33 214H34V213H33ZM58 214H59L60 216H59ZM70 214H71V213H70ZM79 214H80V212H79ZM83 214H85V213H83ZM88 214H89V213H88ZM96 214H97V213H96ZM98 214H100V213H98ZM98 214H97V215H98ZM127 214H128V213H127ZM152 214H153V213H152ZM189 214H190V219H192V217H193L194 215L191 216L192 213H189ZM189 214H187L188 217H189ZM193 214H194V213H193ZM197 214H198V213H197ZM234 214L232 215V216H233L232 219L234 218ZM27 215H28V214H27ZM30 215H31V212H30ZM42 215H43V214H42ZM97 215H96V216H97ZM101 215H102V213H101ZM101 215H100V216H101ZM103 215H102V218H101V219H103ZM118 215H120V214H118ZM125 215H126V214H125ZM164 215H165V214H164ZM249 215H250V216H249ZM252 215H254V214H252ZM263 215H264V211H263V214L261 215L262 218H264ZM25 216H26V215H25ZM31 216H32V215H31ZM44 216H45V215H44ZM73 216H74V215H73ZM78 216H80V215H78ZM82 216H83V215H82ZM85 216H86V214L84 215V217H85ZM92 216H93V215H92ZM92 216H90L91 221H89V222H92V220H93V222H94V220L96 219V218H94V217H92ZM110 216H111V215H110ZM120 216H121V215H120ZM130 216H131V215H130ZM130 216H128V217H130ZM132 216H133V215H132ZM136 216H137V215H136ZM152 216H153V215H152ZM227 216H229V215H227ZM236 216H237V215H235V218H236ZM238 216H237V219H238V221H239ZM19 217H20V216H19ZM29 217H30V216H29ZM29 217H28V219H29ZM41 217H42V216H41ZM71 217H72V216H71ZM74 217H76V216H74ZM84 217H83V218H84ZM86 217H87V216H86ZM98 217H99V216H98ZM117 217H118V216H117ZM128 217H127V218H128ZM142 217H143V216H142ZM144 217H145V216H144ZM169 217H170V216H169ZM207 217H206V218H207ZM210 217H211V216H210ZM242 217H243V216H242ZM247 217H246V218H247ZM21 218H22V217H21ZM26 218H27V216H26ZM30 218L32 219V217H30ZM62 218H63V217H62ZM92 218H94V219H92ZM132 218H133V217H132ZM167 218H168V216H167ZM185 218H186V217H185ZM194 218H195V217H194ZM194 218H193V219H194ZM218 218H219V219L221 218V220L225 218V220H226L227 217L224 216V214L222 213V217L220 216V217H218ZM229 218H230V217H229ZM229 218H228L227 220H231V221H232V219H229ZM235 218H234V219H235ZM262 218H261V220H262ZM56 219H57V220H56ZM59 219H61V217H60ZM64 219H65V218H64ZM75 219H76V218H75ZM81 219H82V218H81ZM87 219H88V218H86V220H87ZM99 219H100V218H99ZM106 219H103V220H106ZM123 219H124V218H123ZM123 219L121 218V220H123ZM141 219H142V218H141ZM187 219H188V218H187ZM190 219H188L187 221L189 222ZM193 219H192L191 221H193ZM219 219H218V220L216 219L217 222H216V221H213V222H215L216 224H218V223L221 222V220H219ZM234 219H233V220H234ZM237 219L234 220L233 223L236 222ZM61 220H62V219H61ZM65 220H67V219H65ZM77 220H78V218H77ZM79 220H80V218H79ZM89 220H90V219H89ZM127 220H131V219L129 218V219H127ZM144 220H145V219H144ZM196 220H197V218H195V221H196ZM225 220H224V221H225ZM251 220H252V219H251ZM29 221H30V220H29ZM29 221H28V222H29ZM82 221H83V220H82ZM84 221H85V220H84ZM84 221H83V222H84ZM124 221H126V220H124ZM131 221H132V220H131ZM141 221H142V220H141ZM218 221H219V222H218ZM243 221H244V219H242L241 222L239 221L240 224L243 223ZM245 221H246V220H245ZM245 221H244V222H245ZM262 221H263V220H262ZM24 222H25V221H24ZM26 222H27V221H26ZM61 222H62V221H61ZM64 222H65V221H64ZM66 222H67V221H66ZM87 222H88V221H87ZM99 222H100V221H99ZM108 222H109V221H108ZM128 222H130V221H128ZM138 222H139V221H138ZM206 222H207V221L205 220V222H204V223H205V224H204L205 226H204V227H207V226H208V223H206ZM222 222H223V220H222ZM239 222H238V223H239ZM247 222H249V220H248ZM247 222H246L245 224H242V225H247V224H248ZM258 222H259V221H258ZM13 223H14V222H13ZM37 223H38V222H37ZM68 223H69V222H68ZM85 223H86V221H85ZM85 223H84V224H85ZM96 223L98 224V222H96ZM161 223H162V222H161ZM189 223H190V222H189ZM192 223H193V222H192ZM210 223L212 224L211 221H210ZM223 223H225V222H223ZM230 223H231V222H228V225H230ZM233 223H232V224H233ZM249 223H250V222H249ZM263 223H264V222H263ZM263 223H262V224H263ZM75 224H76V222H75ZM97 224H96V225H97ZM120 224H121V223H120ZM194 224L196 225V223H194ZM194 224H193V225L190 224V225H192V227H193ZM206 224H207V225H206ZM232 224H231V225H232ZM262 224H261L260 227H261V229H264V227H263L264 224H263V225H262ZM40 225H41V224H40ZM89 225H90V223H89ZM89 225H88V226H89ZM99 225H100V224H99ZM156 225H157V224H156ZM187 225H188V224L186 223V226H187ZM213 225H214V223H213ZM222 225H223V224H222ZM15 226H16V225H15ZM19 226H21V227H19ZM75 226H76V225H75ZM80 226H81V225H80ZM106 226H107V225H106ZM217 226H218V228L220 229V226H219V225H217ZM223 226H224V225H223ZM226 226H227V225H225V226L222 227V228H224V229L226 230V228H225ZM233 226H234V225H233ZM236 226H237V224H236ZM236 226H234V229H235V228H238V226H237V227H236ZM78 227H79V226H78ZM91 227H92V226H91ZM94 227H95V226H94ZM142 227H143V226H142ZM192 227L187 226L186 228L191 229ZM194 227H195V226H194ZM194 227H193V228H194ZM215 227H216V226H215ZM244 227H245V226H244ZM244 227H243V228H244ZM257 227H259V223H258V225L256 226V228H257ZM260 227H259V228H260ZM262 227H263V228H262ZM83 228H84V227H83ZM86 228H87V227H86ZM96 228L98 229V227H96ZM139 228H140V227H139ZM193 228H192V229H193ZM222 228L220 229V231H222V232H220V233H221L222 235H224V232H225V231L223 232V229H222ZM259 228H257L256 230L258 231ZM3 229H4V228H3ZM88 229H89V228H88ZM88 229H86V230H88ZM97 229H96V230H97ZM110 229H111V228H110ZM147 229H148V228H147ZM180 229H181V228H180ZM180 229H179V230L177 229V230L180 231ZM192 229H191V230H192ZM194 229H195L196 231H198V230H197V225H196V227H195ZM206 229H209V231H210V228H206ZM206 229H205V230H206ZM212 229H213V227H212ZM214 229L216 230V228H214ZM219 229H218V230H219ZM55 230H56V231H55ZM73 230H74V229H71V228H70V232H71V233L68 231L69 235L72 236V234H73V232H74ZM83 230H85V229H83ZM98 230H99V229H98ZM141 230H142V229H141ZM153 230H154V229H153ZM156 230H157V229H156ZM191 230H190V231H191ZM239 230H240V229H239ZM243 230H245V229H243ZM145 231H146V229H145ZM154 231H155V230H154ZM161 231H162V230H161ZM171 231H174V230H171ZM171 231H170V232H171ZM178 231H176V232H178ZM212 231H213V232H216V231H214V230H211L210 232H212ZM226 231H228V230H226ZM231 231H232V230H231ZM246 231H247V230H246ZM257 231H256V232H257ZM261 231H263V230H261ZM24 232H26L25 234L28 235V236H30V237H27V236H25V235H24L25 237L21 236V233H24ZM140 232H142V231H140ZM213 232H212V233H213ZM228 232H229V231H228ZM228 232H227V233H228ZM235 232L237 233L238 230L235 231ZM242 232H244V231H242ZM256 232H255V233H256ZM86 233H87V232H86ZM89 233H90V232H89ZM178 233H179V232H178ZM212 233H211V234H212ZM217 233H219V231H218ZM217 233L214 234V237H215V235H218ZM220 233H219V234H220ZM227 233H226V234H227ZM245 233H246V232H245ZM250 233H251V232H250ZM66 234H67V233H66ZM76 234H77V233H76ZM76 234H74V236H72V237L70 236V237H67V238H68L69 240H70V238H71V240H73V241H71V240H70V241H71V242H74V239L76 238V237H75ZM81 234H82V233H81ZM87 234H88V233H87ZM137 234H138V232H137ZM171 234H172V233H171ZM179 234L182 235V231H181ZM231 234L233 235V233H231ZM239 234L241 235V231L239 232ZM260 234H261V233H260ZM60 235H61V236H60ZM78 235H80V234H78ZM82 235H83V234H82ZM82 235H81V236H82ZM132 235H133V233H132ZM141 235H142V234H141ZM145 235H146V234H145ZM172 235H173V234H172ZM234 235H235V234H234ZM246 235H248V234H245L244 236L246 237ZM2 236H3V235H2ZM66 236H67V235H66ZM134 236H135V235H134ZM224 236H225V235H224ZM226 236H228V235H226ZM226 236L224 237L225 239H226ZM237 236H239V235H237ZM255 236H256V235H255ZM26 237H27V238H26ZM73 237H74V239H73ZM86 237H87V235H86ZM146 237H147V236H146ZM179 237H180V236H179ZM183 237H185V236H183ZM218 237H220V235H219ZM231 237H232V236H231ZM248 237H249V235H248ZM5 238H7V237H5ZM84 238H85V237H84ZM101 238H104V237H101ZM139 238H140V237H139ZM141 238H143V237H141ZM141 238H140V241L143 240V239H141ZM154 238H155V237H154ZM173 238H174V237H173ZM185 238H186V237H185ZM227 238H228V237H227ZM68 239H67V242H68ZM80 239H81V237L79 238V236H78V239H75V240L78 241V240H80ZM91 239H92V238H91ZM160 239H161V241H162V238L158 237V240H160ZM183 239H184V238H182V241H184ZM188 239H189V238H188ZM225 239H224V240H225ZM231 239H232V238H231ZM238 239H239V238H238ZM241 239H242V238H241ZM1 240L3 241L4 238L2 237ZM1 240H0V244H1ZM26 240H27L28 242H26ZM92 240H93V239H92ZM110 240H111V238H110V239L108 238V241H110ZM138 240H139V239H138ZM165 240H166V239H165ZM169 240H170V238H169ZM224 240H223V241H224ZM232 240H233V239H232ZM22 241H24V242H22ZM83 241H84V239H83ZM101 241H102V240H101ZM134 241H135V240H134ZM136 241H137V240H136ZM148 241H150V240H148ZM148 241H147V242H148ZM155 241H156V240H155ZM167 241H168V240H166V242H165L166 244H168V248H166V250L169 251V246L171 245V243H170L171 241H170V242L168 241L169 243H168ZM244 241H245V240H244ZM244 241H243V242H244ZM75 242H76V241H75ZM78 242H79L81 245L87 243L86 246H87V247L90 249V251H91V248L88 246V245H89V244H88V241H87V242L85 241L86 243H83V244H82L80 241H78ZM78 242H77V244H79ZM89 242H90V241H89ZM94 242H95V241H94ZM97 242H98V241H97ZM111 242H113V241H111ZM137 242H138V241H137ZM141 242H142V241H141ZM162 242H163V244L165 245L164 241H162ZM178 242H179V241H178ZM178 242L176 243V241H175V242H174V245H172V247L175 246L176 244H178L179 246H182V247H179V246L177 245V246L179 247V249L182 250V249H183V246H184V243H182V244H183V245H182V244H180L181 241H180L179 243H178ZM184 242L186 243V240H185ZM197 242H198V241H197ZM225 242H226V241H225ZM227 242H229V241H227ZM237 242L241 243L240 241H237ZM243 242H242V244L245 243V242H244V243H243ZM68 243H69V242H68ZM90 243H91V242H90ZM142 243H144V241H143ZM145 243H146V242H145ZM175 243H176V244H175ZM191 243H193V242H191ZM198 243H199V242H198ZM198 243H197V244H198ZM200 243H201V242H200ZM200 243H199V245H200ZM229 243H230V242H229ZM229 243H228V244H229ZM70 244H71V243H70ZM70 244H69L68 246H70ZM72 244H73V243H72ZM72 244H71V245H72ZM74 244H75V243H74ZM96 244H97V243H96ZM169 244H170V245H169ZM193 244H194V243H193ZM193 244H192V245H193ZM224 244H225V243H224ZM228 244H227V245H228ZM242 244H241V245H242ZM254 244H255V243H254ZM75 245H76V244H75ZM90 245H92V244H90ZM97 245L99 246V244H97ZM141 245H142V244H141ZM148 245H149V243H148ZM189 245H190V243H189ZM189 245H188V243H187L186 246L188 247ZM199 245H198V246H199ZM221 245H222V242H221ZM231 245H232V243H231ZM64 246H65V247H64ZM73 246H74V245H73ZM73 246H70V249H71V247H73ZM92 246H93V245H92ZM92 246H91V247H92ZM95 246H96V245H94V248H101V249H102V248L104 249V247H105V246H103V245H102L103 247H95ZM153 246H154V248H155V245H151V247H153ZM161 246H162V243H161ZM177 246H176V248H177ZM245 246H246V245H245ZM79 247H81V246H79ZM83 247H84V246H83ZM166 247H167V245H166ZM236 247H237V245H236ZM254 247H255V246H254ZM6 248H7V249H6ZM181 248H182V249H181ZM189 248H191V247H189ZM221 248H222V247H221ZM227 248H228V247H227ZM234 248H235V247H234ZM234 248H233V249H234ZM250 248H251V247H250ZM5 249H6V250H5ZM75 249H77L76 251H78V245L76 246ZM75 249H74V247L72 248L73 251H74ZM177 249H178V248H177ZM177 249H176V250H177ZM238 249H239V248H238ZM66 250H67V249H66ZM72 250H71V252L73 253ZM81 250H82V247H81V249H79V251L81 252ZM96 250H97V249H96ZM146 250H148V247H147V249H145V251H146ZM149 250H150V249H149ZM153 250H154V249H153ZM155 250L158 251L157 248H155ZM155 250H154V251H155ZM160 250H161V249H160ZM160 250H159V252H160ZM162 250H163V249H162ZM166 250H165L164 255L166 254ZM180 250H177V251H176L177 253L179 252V255H180ZM224 250H225V248H224ZM226 250H227V249H226ZM226 250H225V251H226ZM64 251H65V250H64ZM69 251H70V250H69ZM84 251H85V250H84ZM94 251H95V250H94ZM97 251H98V250H97ZM150 251L152 252V250H150ZM174 251H175V250H174ZM183 251H184V250H183ZM66 252H68V250H67ZM74 252H75V251H74ZM80 252H79V253H80ZM91 252H92V251H91ZM99 252H100V249H99ZM123 252H124V251H123ZM148 252H149V251H148ZM148 252L146 251V253H148ZM176 252H175V253H176ZM186 252H187V250H186ZM62 253H63V254H62ZM77 253H78V252H77ZM128 253H129V252H128ZM155 253H157V252L155 251ZM155 253H154V254H155ZM161 253H162V252H161ZM161 253H159L160 255H159V254H157V255L155 254V256H158V255H159V256L156 257V258H159L160 256L162 257V254H163V253H162V254H161ZM183 253H185V252H183ZM183 253H182V255H185V254H183ZM229 253H231V252H229ZM232 253H233V252H232ZM232 253H231V254H232ZM66 254H67V253H66ZM66 254H65V255H66ZM82 254H83V250H82V253H80V256H81ZM84 254H85V253H84ZM84 254H83V255H84ZM112 254H113V255H112V258H113L114 253H112ZM116 254H117V251H116ZM130 254H131V253H130ZM144 254H145V253H144ZM173 254H174V252L172 251V256H169V252H167V254H166V260H167V256H169V258H170V257L173 258ZM187 254H188V253H187ZM187 254H186V255H187ZM68 255H70V252L68 253ZM118 255H120V254H118ZM122 255H123V254H122ZM145 255H146V254H145ZM148 255H151V254H148ZM170 255H171V254H170ZM182 255H180L179 257H181V259L183 260V257H184V256L182 257ZM191 255H192V254H191ZM229 255H230V254H229ZM244 255H246V254H244ZM66 256H67V255H66ZM73 256H74V255H73ZM73 256H68V257H72V258H73ZM102 256H103V255H102ZM130 256H131V255H130ZM225 256H226V255H225ZM227 256H228V255H227ZM107 257H110V254H109V256H107ZM114 257H115V256H114ZM118 257H120V256H118ZM123 257H125V255H123ZM150 257H151V256H150ZM150 257H149V258H150ZM175 257H177V259L179 260L178 255L175 256ZM228 257H229V256H228ZM79 258H81V257H79ZM82 258H83V257H82ZM98 258H99V257H98ZM101 258H102V257H101ZM101 258H99V259H101ZM103 258H104V257H103ZM136 258H137V257H136ZM139 258H140V257H139ZM139 258H137V259H139ZM146 258H147V257H146ZM151 258L153 259L154 257H151ZM156 258H154V260H155ZM238 258H239V257H238ZM244 258H245V257H244ZM69 259H70V258H69ZM74 259H75V258H74ZM76 259H78V255H77ZM84 259H85V258H84ZM95 259H97V258H95ZM118 259H119V258H118ZM121 259H122V258H121ZM121 259H120V260H121ZM127 259H128V258H127ZM141 259H142V258H141ZM152 259H151L150 261H154V260H152ZM162 259H163V257H162ZM174 259H175V258H174ZM177 259H175V260H177ZM192 259H193V258H192ZM232 259H234V258H231V260H232ZM236 259H237V258H236ZM246 259H247V258H246ZM63 260H64V259H63ZM70 260H71V259H70ZM93 260H94V258H93ZM97 260H98V259H97ZM102 260H103V259H102ZM102 260H101V261H102ZM105 260H106V258H105ZM110 260H111V259H110ZM143 260H145L144 257H143ZM147 260H148V259H147ZM170 260H172V259H170ZM170 260H169V261H170ZM178 260H177V261H178ZM188 260H189V259H187V261H188ZM229 260H230V258H229ZM244 260H245V259H244ZM64 261H65V262H63L62 264H67L66 261L68 262V259H66V260H64ZM138 261H141V260L139 259ZM177 261H176V263H177ZM233 261H234V260H233ZM242 261H243V259H242ZM120 262H121V261H120ZM147 262H149V261H147ZM154 262H155V261H154ZM157 262H158V261H156L155 263H157ZM163 262H164V259H163ZM167 262H168V261H167ZM235 262H236V261H235ZM240 262H241V261H240ZM71 263H72V262H71ZM84 263H85V262H84ZM92 263L95 264L94 262H92ZM97 263H98V262H96V264H97ZM106 263H107V262H106ZM138 263H139V262H138ZM144 263H145V262H144ZM149 263H152V262H149ZM165 263H166V261H165ZM182 263H184V262H182ZM224 263H225V262H224ZM246 263H247V262H246ZM104 264H105V262H104ZM134 264H135V263H134ZM142 264H143V261H142ZM145 264H147V263H145ZM157 264H158V263H157ZM225 264H226V263H225Z\"/></svg>",
    "mask_w": 264,
    "mask_h": 264
}]
</instances>
